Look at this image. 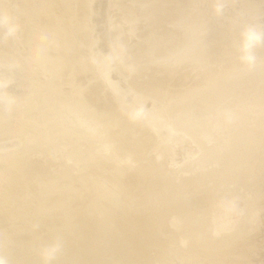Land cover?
<instances>
[{"label":"rangeland","instance_id":"1","mask_svg":"<svg viewBox=\"0 0 264 264\" xmlns=\"http://www.w3.org/2000/svg\"><path fill=\"white\" fill-rule=\"evenodd\" d=\"M0 1H1L0 5H2L0 7V114H1L0 117H2V118H0V122L4 123V124L0 123V126L8 124V122H9V124H12V126H16V123H18V121L21 118L23 119V117H27L28 120H30L31 118H32V120L34 119L33 120L34 122L30 121V123H33V124L37 123L36 127L34 125V129H33V125H31V124H30V126H32L31 128L28 127L29 125L26 126L27 128H25V126L23 125V127H19L16 130V132H12L11 134H0V157L1 158H5V157L13 156V155L14 156L18 155L17 157H20V155L22 154L21 151H23V153H24L22 155H25L27 157V154L29 152L31 154V156H28L27 160L29 159V161H30L32 159L31 160L32 162L30 161L31 163H33V164L35 163L34 165H36V164L39 165V161L37 162V160H40L44 164L45 161H43L42 158L45 157V154H46V157H47V153L49 152L50 153V156H49L50 158H46L45 157L46 159L44 158V160L51 161V163H49L47 161H46L47 163L45 162L44 165H47V166H45V169L42 166L43 164L41 165V163H40L41 168L37 166L40 169L39 173L36 172V174H34L31 177V181H30L31 183L30 184L33 187L32 186H30V188L26 187L27 191L25 189L26 192L24 191L25 192L24 194L28 193L29 195L28 194H26V195L23 194V196L21 198L24 199V200L19 199L21 205L19 203V200L17 201V203H19V204H17L15 201L13 202L14 204L11 201H8L7 204L4 203L5 201L4 202L2 201L4 203V205L2 204V202L0 200V204H1L0 213H2V214L6 213L5 214L6 217L5 216H1V214H0V216H1L0 218L3 217V219H0V222H1V220H3V221L11 220L12 218H11L10 215L16 214L15 212H17V211L20 214L28 212L30 210V208L31 209L34 208L38 203H40V201L42 202V205L44 204V206H47L48 203L50 201H52L51 199L53 197L55 198V200L53 198L54 202L59 201L60 198H61L60 196H62V194H63V197H65L64 194H66L68 189L70 190L73 187L79 189L78 185L72 186V184L73 185L74 184H78L79 181H76L75 179L76 178L79 179V180L81 178L84 179L85 177L83 178V175L86 176L87 173L88 174L89 173L90 174L94 173L95 175H97V176L93 175V178H94V176L95 177H99L100 176L102 178V177H106V175L107 176H112V174H113V176L116 175V174L120 175L117 172L121 171L122 174L120 176H122V175L124 176L125 175L124 178L126 177L125 179H127V180L131 177V175H133V176L136 175L137 176V174H138L137 177H139V178H136L135 180H132V181H129L132 178H130L128 180L129 182L135 183V186H132L128 182V184L131 187L129 185L128 186L130 188H132V189H130L131 192L128 191V193L130 192L131 194L130 193L129 194L132 196L131 197L129 195L130 199L128 201L130 202L131 205L133 204L132 207H134V208L136 207L137 211L143 213L142 216L145 215V214H148L146 216H148L150 218L149 222L152 221L153 226L155 225L154 228L152 226V230L153 231H154V229H156L155 227H157L155 232L158 231V234H160V230L162 232L161 235H158V237H159V241H160V251H161V253L163 255L160 256L161 258L159 257L160 261L155 262L154 258L156 257V254L151 252L152 255L153 254L155 255V256H153L154 257L153 258L154 262L152 261L153 264L154 263L155 264H219V262H221V261L222 262L226 261L225 262L226 264H227V262H228V264H264V165H263L264 159H263V157H261V155H257V154H263L264 153V149H263L264 148L263 147L264 146L263 145L264 144L263 143L264 142V128H263L264 127V125H263L264 124V122H263L264 121V112H263V114H262V112H259V114L260 113L262 114L261 115L262 117L261 116L259 117V115L255 113V111L258 109L257 108V104L260 101L262 103V100L257 99L256 101H259V102H256L255 99L251 98L250 96H249L250 97L249 99L246 97L247 99L246 100L244 99L245 101L243 100V102H245V104L249 105V101H251L250 99H253L254 101L252 100V102L255 103L254 105H256L255 106L256 108L253 105H251V103H250V105L253 106V107H251V106L247 107V105L244 104L245 106H242V108L243 109L245 107L246 108L244 110H242V111H240L241 109L237 108L238 106H236V103L234 101H231V102L235 103V105L234 104H231V105L229 104V106H228V103L226 102L227 104L226 103L225 104H226L227 107L226 106H224V107H226L227 112L229 114L230 113H234V114H230V117H229V115H227L228 113L225 114L226 116L223 114L226 111L221 113L220 110L223 107H221L220 110H219L218 107L215 108L213 106H211V108H207V107L201 108L200 106H198L199 104L197 103L198 102V100H197L198 96H200L199 98L204 99V97H205V99H206L208 97V94L210 95V93H209L210 88H208L209 86L207 87V90H205L204 89L205 88L204 84H206L207 82L209 84H211L215 80H217L218 83H220L219 80L220 81L223 80V81H221V83L226 81L228 74H230V72H229L230 69H228V67H230V66L233 67L234 66L233 69L241 67L238 70L246 69V71H249L250 67H252V66H254L256 64L260 65V66H262L264 64V0H182V1L181 0H150V1L149 0H67V1L66 0L65 1L64 0H57L58 3H60V1H61L60 5L63 4V2L66 5V2H68L69 5L68 4L67 5H68V8L70 7L69 9L72 8L73 4H74V6L77 4L76 7L73 6V8L75 10H78V11L73 10V8H72V11L75 12L76 14H78V12L82 13V15H81V16H83L82 17V21H83V23L85 25H87L88 29L86 31V35L84 34L85 37H81L80 38L81 42H83V40H84V42L86 41V43L81 44L82 48H81L80 44L77 45L76 49H75V47H76L75 46L74 47V52H78L77 54H80V55L83 54L82 57H87L86 53H85V49L88 47L86 51H88V54H89L88 57H87V58L90 59L89 65H91V63H93L92 66H94V70L96 68L95 71H93V68H91L92 70L90 69L91 71H90L89 74H88V72H89L88 71V72H85V73H81L79 75V74L71 73L72 71H69L70 70L69 68L63 67V71H65V72L69 71L67 74L71 73L70 76H72L73 78L77 77L76 78L77 80L76 79L74 80L72 77L68 76L69 80H67V79L66 80L69 81V82H67L65 79H63L64 77L62 78V80L64 82L61 81V79H60L62 76H66L67 77V74H65V72L63 74V71L61 72L62 68L58 67L57 64L54 63V62L58 63V60L56 61V59H58V58H57V55H56L57 52H56L55 49L53 51L52 49L51 50L47 49L46 46L44 47V45H41L42 47L41 46H37L36 47L37 49L33 48L34 50L33 49L30 50V48L27 47L28 46L27 44L22 45L24 43L22 40H24L26 42V40H25L26 36L25 35H27V32H28L27 31L28 18L33 13H36L35 11H37L38 8L41 7L40 5H43L42 3L45 4V3L49 2V0H46V1H44V0L43 1L42 0H39V1L38 0H36V1L33 0V4L34 5H33L32 8H34L35 10L34 9L31 10V6H32V1L31 0L24 1L25 5H23V0H0ZM41 1H42V3H41ZM180 1H181V3H180ZM25 2L29 3L28 5L31 4V6H29L30 9H28L29 7L27 8V6H26L27 4ZM39 2L41 4H39ZM120 2H121V4H120ZM70 4H72V6H70ZM77 6H78L79 9L77 8ZM80 6H81V9H80ZM23 7H24V9L27 8L26 10H23L24 11L23 12L24 15L22 14V12H20L23 9ZM181 7H182V9H181ZM125 8H127V9H125ZM2 9L5 10V11L2 12ZM5 12H6V14H5ZM28 12H30V13H28ZM178 12H180V13H178ZM75 13H73V14H75ZM25 14H27V15H25ZM28 14L30 16H28ZM190 14L192 15L193 18L190 16ZM180 15L182 16V18L179 17ZM131 16H133V17H131ZM132 18H134L133 19L134 21L131 20ZM24 19L26 20L25 22H24ZM178 19H180V20H178ZM181 19H182V22H181ZM193 20L195 21L194 22L195 27L192 26L193 25ZM175 21H177L179 23H177V22L175 23ZM190 21L192 23L191 26L194 27V29L197 28L196 25H199V24L200 25L206 24V25H204L205 26L204 28H206V26L208 25L206 32H205V29L202 28L203 25L202 26H200V25L198 26V27H200L199 29L202 32L198 28L197 29L199 31L197 29H195V30H193V28L191 29L190 28L191 26L189 27V25H187V24L190 23ZM186 25H187V28H185ZM22 26H24V28ZM152 28H153V30L155 29L154 31L157 30L156 32L161 33L160 35H163V37H164V35L167 36L168 33L170 35L172 34V36H173V34H175L174 36L176 37L179 32L181 33V31H183V29H184V31H189V34H188L189 36L186 35V33H188V32H185V34H180L179 33V35L188 37L187 40H189L188 41L189 43H187V41L183 42L186 39V37L183 38L184 40L183 39L180 40L182 38V36H180V39L178 40L180 43L182 41L183 44H186V45H183V47H182L183 52L182 51L181 52L183 54H179L180 51L177 54L176 52L178 50L177 51L173 50V52L175 51V53L178 56L181 55V56L178 57V56H176V54L171 52L172 54H174V56H176L175 58H177V59H175V60L172 58L173 57L172 54H169V53H168V55L165 54V53H167L166 49H168V48H167V44H166V48H165L163 43H167L166 39L169 38V36L167 38L164 37L165 40L162 37V39H163L162 42L163 43L161 42V44L164 46V49H165V50L163 49L164 51H162V50L159 51L158 50V49H160L158 47L162 46V45L159 46L160 45L159 40L161 39V36L158 35V33H156V35H158L160 37L156 36V40L159 43L158 44H154L152 42L153 45H152V43L149 44L148 43L149 39H150L149 36L150 37L153 36L152 39H151L152 41H153V39H155V36H154L155 34L152 33L153 30L151 31ZM201 28L204 29V32H203V30ZM208 28L211 29L210 32H208L209 31ZM25 29H26V31H25ZM186 29H188V30H186ZM191 30H193V31L191 32ZM24 31H25V35H24ZM195 31H197V33ZM193 32H195V33H193ZM148 33H150V35H148ZM192 34H194V36ZM191 35H192V38L195 37L193 39H196L198 37L202 41L200 39H198V40L196 39V40H194L195 41L194 44H197V45L191 46V45H193L192 44V40L189 39V38H191ZM219 35H221L222 38H220L221 36L219 37ZM123 36H125V37H123ZM172 36H170V38ZM178 37H176V39ZM80 39H79V41H80ZM172 39L169 42L172 43V46L173 45L175 46V44L178 41L176 40L177 42L175 44H173L174 42H172L173 41ZM214 39L215 40L217 39L218 41L216 40V42L220 43V44L219 43L217 44V45H220V47L218 46L219 48H221L222 45H224V44L225 45H224L223 48H225L229 43L235 44V45H231V46H234L235 52L231 53L234 50L231 51L229 49L230 47L229 48L227 47L228 50L231 51L230 52L231 55L229 53H226L227 55L228 54L229 55L225 56V54H223V52H222L223 48L220 49L222 53H220V50H219V53H220L219 55L220 56H218V54H217L218 51L216 53L217 55H214V53H215L214 51L216 49H218L217 46L214 47L216 43L215 44L212 43V41ZM231 39H234L235 43L233 41L230 42ZM146 40H148V42ZM207 41L210 42V43H207ZM118 42L119 43L121 42V44L119 45ZM203 42H205V44L206 43L207 44L206 45L202 44ZM171 43L169 45H171ZM190 43H191V45H190ZM84 44H86V45H84ZM199 44L202 45V47ZM210 44H212V50L214 49L213 50L214 53H212V51L208 48V47L211 46ZM116 45L118 46V48H117ZM151 45H152V47L150 48ZM154 45L155 46L158 45L157 46V50L158 51H155L156 55H152L154 53L152 52L151 49L153 48ZM189 45L191 47H193V49L191 47H188ZM119 46H120V48H119ZM144 46L147 47V49L151 50L150 53H148L147 51H144L146 49ZM172 46H171V48L173 49V48H175L177 46L179 47L180 44L177 43V46H175V47H172ZM185 46H187L186 48H189V50L186 49ZM196 46L201 47L200 49H202L201 51H203V52H200V50H198L199 48L196 47ZM203 46H205V48H203ZM228 46H230V45H228ZM40 47L43 48L44 50L41 49ZM195 47L198 48V49H196ZM206 47L208 48L210 53H209V51L207 52L205 50V49H207ZM26 48L28 50H26ZM38 48H40L41 50H39ZM180 48H179V50H180ZM184 48L186 50H188L187 52H189V54L185 53L186 50ZM190 48H191V50H194V49H196V51L198 50L199 54L203 53V57L206 56V58H204V60H203V58H201L202 57L201 54L200 55L198 53L196 54L195 53L196 51L193 52L194 53L193 54L192 52H190ZM77 49H79L80 51L79 50L77 51ZM169 49H170V47H169ZM172 49H170V51H172ZM32 50L34 52L39 50L41 52L44 51L46 53L44 54V52L41 53V52L37 51V53L35 52L36 55L34 54L35 55L34 56L33 55L34 52ZM204 50L208 54L204 53L205 52ZM121 51H122V53H121ZM227 51H224V52H227ZM23 52H28V54L25 53V55H28V56H25ZM47 52L48 53L52 52V53H49V55L52 56V58H50L49 55H48L49 59H51V60L47 59L48 57L45 56V55H47ZM53 52L55 53V55H54ZM145 52L149 55V58H151L152 56H155V57H152L155 62H153L152 60L150 61V59L147 58L148 56H147V54ZM156 52H160L161 54L165 52L164 54L167 56V58H166L165 55H164V57L166 59V62L163 61V59L160 60L159 57L161 56V54L158 57L157 55H159V53H156ZM168 52H169V50H168ZM29 53H31L32 55H30ZM211 53L214 56L213 58H212V56H210ZM51 54H53V55H51ZM137 54H139V55H137ZM204 54H205V56H204ZM221 54H222V56H221ZM37 55H39V56H37ZM90 55H91V57H90ZM123 55H124V57H123ZM194 55H195L196 58H197L198 55L201 56V57H198L197 59H195V57L192 58V56H194ZM32 56H34V58ZM44 56L47 57V58H44ZM145 56H147L146 58L150 61L151 64L148 63L149 61L145 59ZM35 57H36L37 61L39 62V64H37L38 62H36ZM207 57H208V59H210L209 61H208ZM117 58H118V60H117ZM138 58H139V60H138ZM190 58L192 60H189ZM31 59L32 60L35 59L34 61L36 63L34 61H32ZM140 59H142L143 61L142 60L140 61ZM169 59H171V61H172V63H170V64H168V60ZM186 59H188V60H186ZM193 59H195V60H193ZM198 59H199L200 62L198 61ZM205 59H207V60H205ZM211 59H214V60H211ZM156 60L158 62L162 61L163 63L164 62L165 63L163 65L162 62H160L161 63L160 64V63H157ZM196 60L198 61L197 64L194 62ZM49 61H50V63H49ZM188 61H189V63L190 62H194L196 64V66L199 64L198 66L200 68H198V66L196 68L194 63H190V65H192L193 68H196V69H193L195 72L194 71L191 72L192 68L187 64ZM201 61H204V62L201 63ZM33 62H34V64L36 66L33 64ZM46 62H48V64H49L48 67H47L48 64ZM95 62L97 64H99L100 66L97 65ZM177 62H178V64L179 63L182 64V63L186 62V64H183V66L185 65L184 68L188 69L190 67V69H189L190 71L187 70V72L188 71L189 72H188V74L186 73L188 75V77L184 74L185 73L184 71L186 69L184 71L181 70V69H184V68H182L183 66H181V64H179V66H178L179 68L181 67V69H180L181 71H179V70L178 71L181 72V73L184 72L183 75H181V73L179 74L178 72H173L174 68L177 67V65H178V64L175 65ZM31 63H32V65H31ZM52 63L54 64V68L52 67L53 66ZM122 63H123V65H122ZM124 63H126V65ZM146 63H148L149 65L148 64L146 65ZM173 63H174L175 66L173 65ZM51 64H52V66H50ZM95 64H96V66H95ZM229 64H231V65H229ZM41 65H45V66H41ZM170 65H172L174 68L172 66L170 67ZM186 65H188L189 67L186 66ZM226 65H229V66H226ZM31 66H33V67H31ZM97 66L101 67L102 69L100 68L101 70H99V67H97ZM104 66L108 67V76H107V78L112 81V83L114 84V89L116 90L117 93L116 92L114 93L112 88L109 87L106 84V80L104 78H102L104 76L103 75L104 73H101V72L104 71L103 70ZM164 66L167 67L170 70L173 69V71H170V72L166 71ZM202 66H204V67L206 66L207 68H203ZM44 67L48 68V70L45 69ZM121 67H124V68H121ZM201 67L203 68L204 71L206 70L205 73L208 72L207 76L210 75V79L214 77L212 79L214 81H212V80L210 81L208 77H207L208 81H206V82L203 81L204 79L206 80V77L203 75L204 71L202 70ZM208 67H210V68L211 67L212 68L213 67H215V68L226 67L227 71H225V68H224L223 72H222V70H220L219 73H218L217 71L220 68L218 70H216L214 68L213 69L211 68V71L212 70H214V71L216 70L215 72H213V71L211 72V71H208V70H210V68L208 69ZM243 67H245V68H243ZM262 67L264 68V66H262ZM52 68H53V70H55V68H56V70H58L56 73H58L59 70H60L59 74H63V75H60V76L58 75V77H60V78H58L56 76L57 77L56 78L57 81H54L55 80L54 79V75H52V74L55 73L56 70L53 72L51 70ZM160 68L162 70H160ZM67 69H69V70H67ZM163 69L165 70V72H167L166 73L167 75L166 74L162 75V73H165V72H163ZM198 69H199V71H198ZM135 70H137V71H135ZM200 70L203 71L201 77L202 78L205 77L202 81H200V82H204L203 83V85H204L203 87L204 88L201 86L202 83H199V80H201L200 79L201 77L199 75L200 73H198V75L196 74V72H201ZM235 70H237V69H235ZM231 71L233 72V70H231ZM242 71H244V70H242ZM91 72H92V74H91ZM190 72L194 76L190 75L191 74ZM220 72H222L224 74H222ZM159 73H161V75ZM169 73H172V74H170L172 76L171 78H170ZM173 73H174V75H173ZM175 73H176V78L177 79H175V78L173 79V76L175 77ZM209 73H215V74L218 73V74L214 75V76H211V74H209ZM85 74H87V75H85ZM78 75L79 76L84 75V76H81L80 79L82 77L86 78V76H87V78L84 79V80H81V82H80L79 81L80 79L78 80V77H79ZM184 75L187 78H185ZM90 76H91L92 79L89 78ZM162 76H163L164 79H165L166 76H169V78H166L165 79L166 81H165L163 79H160ZM179 76H180L179 79H181V81L178 79ZM197 76H199V77H197ZM153 77L155 78V81H154ZM193 77H196L197 79L198 78L199 79L195 80V78H194V80H192ZM219 77H220V79H217ZM142 78H144V79H142ZM183 78H184L185 81L183 80ZM70 79H71V81H70ZM72 79H73V81H72ZM88 79L93 81L94 84H97L95 86L97 88H100V92H99V89H96V90L94 89L93 91H97V92H94V94L96 96H93L92 94H90V98L97 101V104H96V101L90 99V101H91L90 104L91 105H95L96 104L97 106L96 105L95 106H90V104H88V106H90V108H88V106H87V108H84L83 105H80V103H81L80 101L79 102L76 101V100H78V97H77V92L78 91L75 92V90H77V89L73 88L74 89L73 90L72 86L75 87V88L77 87L79 89V91H80L81 87H79L78 85H80V86L83 85L84 87L86 86V89H89L93 85V83L90 80H88ZM151 79H152L153 83H152ZM158 79H160V80H158ZM224 79H225V81H224ZM191 80L193 82H191ZM58 81H60L62 83H60ZM194 81L195 82L197 81L198 83L196 82V85H195ZM262 81H264V80H261L260 83L264 84V82H262ZM72 82H74V83L71 84ZM77 82H78V84H77ZM154 82H157L158 84L154 83ZM79 83H83V84H79ZM214 83H212V84H214ZM218 83H217V86L220 85V84L218 85ZM59 84H61V85H59ZM75 84L77 86H74ZM198 84H201L199 86L200 88L197 87ZM212 84L210 85L211 90H213L214 89L213 87L216 86V84L214 86ZM55 85L56 86L59 85V87L62 88V89L64 88V90H62V89L58 90L59 87L57 86L58 87L57 88ZM193 85H195L194 86L195 89L193 88ZM260 85L261 84H259V87H260ZM65 86L66 87L68 86V87L66 88ZM206 86H207V84H206ZM53 87L57 88V89L56 88L55 89H56V91L58 90L57 91L58 93L55 92V89ZM84 87H82L81 89L82 90L85 89ZM164 87H166V88H164ZM191 87L195 91H193ZM259 87H257V88H259ZM263 87H264V85H263ZM92 88H95L94 85H93ZM200 89H202L203 92H200V91L198 92L197 91V90H200ZM254 89H256L255 86H254V88L252 90H254ZM70 90H71V92L74 91V93L73 92L71 93ZM184 90L185 91L187 90V92H189V93L191 91H193L195 93V96H197V97H195L196 101H192L190 99L188 100L189 93L185 92ZM227 90L229 91V89H227ZM67 91L70 92V94H72L73 99L71 98L69 93H68L69 99L66 98L65 95H63L64 93H67ZM204 91H205V93H204ZM206 91L208 92V94H206ZM224 91H226V89ZM251 91H248V94H250ZM155 92L157 93V95L155 94ZM59 93H60V96L57 95ZM192 93H191V95H192ZM183 94H185V95H183ZM205 94L207 95V97H206ZM101 95L103 96V98H102ZM180 95L183 96V97L187 96V98L186 97H184V98L182 97V99H181ZM154 96H155V99H154ZM201 96H204V97H201ZM106 99L108 100V102L106 101ZM191 99H192V97H191ZM62 100H64V101H62ZM193 100H195V99L193 98ZM69 101H71V102H69ZM187 101L189 103L191 101L194 102V104H196L195 107H197V108L199 107L200 108V109L196 108V112L193 111L195 113H199L198 112L199 110H200V112H202V109H204V108H205V111H203V113H206V111H208V109H212L213 110V108L216 109L217 111H219V113H216L215 110H213L214 113H211V110H209L210 111L209 113H211L212 115L210 114V115H208V117H210L211 120L209 118H206L207 117L206 115L209 114V113H206L205 117H203L202 116L203 113H201L202 114L201 115L202 120L200 119L201 122L199 120V124L196 125L195 131H193L192 130L193 128L190 127V123L192 124V121H191V117L192 116L190 117V113H191V115L192 114L194 115V113L187 112V110H188V108L191 109L192 106L193 107H192L191 110H193V108H195V107H194V105H192L190 107V104ZM200 101H201V99L199 100V103H201ZM98 102H100V103H98ZM30 103L31 104L34 103L32 105H33V107L35 106L34 108L32 107V109H33L32 111L27 110L28 107H30ZM109 103H111V104H109ZM191 104H193V103H191ZM76 105H77V108H76ZM78 105L82 106V108H80ZM232 105H234V106L231 107ZM259 105H260V103H259ZM259 105H258V107L260 108ZM26 106H28L27 109H26ZM100 107H101V112H99V116H98V110H100ZM103 108H104V110H102ZM206 108H207V110H206ZM263 108H264V104H262L260 109L264 110ZM24 109H26V110H24ZM77 109H78V111H77ZM93 109L97 110V111L94 112ZM117 109H119V110H117ZM122 109H124V110H122ZM260 109H258L256 112L258 113V111H261ZM23 110L25 112L26 111L27 112L25 113V112H23ZM111 110L113 111L112 114H111V112H112ZM79 111H82L83 113H80ZM128 111H130V112H128ZM106 112H108L111 115H109ZM126 112H127V115H125ZM182 112H183L184 116L182 115ZM22 113H23V115L21 116ZM102 113H103V115H102ZM128 113H130V114L133 113L132 115L136 118V120H138L137 124H136L137 127H140V126H138L139 124L140 125L143 124L142 126L143 127L145 126L144 128H146L145 129L146 132L143 131L144 130L143 129L142 132L144 134H141L142 132H140L139 133V138L138 137L137 138L141 139V135H144V136L148 135V137L151 135V137H152V138L149 137L150 140L152 139V141H150V140L148 141V142H150V146H149V143H148V146H146L147 149L145 148V150L142 153H141L142 149L138 150V152H137V149L136 150L133 149V148H137L136 141L138 139L136 137H135V140H134L135 143H129V142H132V140H133V139H131L132 135L133 136H135V135L137 136V134H136V133H138V131H136L137 129L133 130L134 134H132L130 132L131 136H129V132L127 134L124 131V130L127 131V125L125 123V122H127V118H124V116L127 117ZM186 113H188L187 114L188 117H186L187 116ZM120 114H121L120 119H116V118H119L118 115H120ZM213 114L215 115L214 118L212 117ZM245 114H247V115L250 114L251 116L249 115L247 117ZM253 114H254V116L255 115L256 116L255 117L252 116ZM122 115H124V116H122ZM196 115H199V114H196ZM103 116L104 117L106 116V117L104 118ZM111 116H112V118H111ZM154 116H155V118H154ZM177 116H179V117H177ZM19 117H20V119H19ZM99 117H100V120H99ZM113 117L116 120H114ZM122 117L124 119H126V121L123 120ZM189 117H190V120L188 119ZM193 117H192V120H193ZM235 117L238 118V119H236ZM198 118H200V117H196L194 120L198 121L197 120ZM24 119H26V118H24ZM40 119H41V121H40ZM111 119H112L113 124L110 121ZM93 120L95 121V125H98V126H95L94 124H92V123H94ZM96 120H99V121H96ZM101 120H102V122H101ZM119 120H121V121H119ZM212 120H214V121H212ZM227 120L228 121L230 120L231 122L230 121L228 122ZM207 121H209V122H207ZM223 121L225 123H223ZM248 121H249V124H247ZM20 122H21V120L19 121V123ZM81 122H82V124H81ZM96 122H98V123L96 124ZM138 122H139V124H138ZM186 122H188V123H186ZM240 122H242L243 124L240 123ZM245 122H247V123H245ZM122 123L124 124V126L126 125V128L124 126H121ZM150 123L153 124V126L155 127L156 130H154L153 126L150 125ZM210 123H212V124H210ZM244 123H245V125H244ZM261 123H263V124H261ZM91 124H92V127H93V125L95 126L94 128L99 127V128L94 129L93 133L90 132V128L93 129L91 127ZM87 125H88V127H87ZM117 125H118V127H117ZM136 125H134L135 128H136ZM119 126H121L123 128V131L121 130V127H119ZM226 126H228V127H226ZM251 128H253V129H251ZM97 129H99V130H97ZM140 129H141V127H140ZM240 129H242V130H240ZM238 130L243 132L244 134L248 133V135L245 134V136H246L245 139L247 138V140H245V142L246 143L248 142V145H250V146L252 145V147L255 146L256 151H257V152L255 151V154L259 158L257 159V157L255 156V159H254V157L252 159L249 158L251 160V161L249 160L250 162L248 161V159L239 162L240 163V165H239L240 168L242 167L241 165L246 164L245 166H247V167H245L243 165L244 166V170H243V167L241 169H239V167L237 166L238 162H236V164L234 162L231 164V165H233V164L236 165V167L235 166L234 167L231 166V167L234 168L233 169L234 171L229 170V171H231V174H233V172H234L235 175H236V171H238L237 174H242L241 172H244L243 173L244 177L240 176V175L239 176H237V175L235 176L234 175V177L231 178L229 176L230 174L228 175V173H230L229 171L227 173L226 172L227 170L225 169V172L227 174H225V172L223 171L224 168H227V167L223 166V164H222V166L221 165L218 166L219 170H214L213 173H212V171H210L212 173L211 175H210V173L205 175L204 173H207V172L206 171L203 172L204 170L208 171L209 168H211L213 170L212 164L209 163V161L212 160L213 158H211L208 162H205L203 164V162H204L203 160L206 157L207 153H210L208 148L211 149L210 151L215 152V150L217 149V148H215V146L216 147L221 146V143H223V142L226 144V141H228L229 137L231 138V137H233V135H237V134L239 135V133H237ZM255 130H258V131H255ZM119 131L125 133L123 135L127 134L128 135L127 139L128 138L129 139L126 140V138H124L125 136L121 135L122 133L118 134ZM193 132H194V134H193ZM254 132L255 133L257 132V133L253 135ZM258 133H259V136H258ZM249 134H250V136H249ZM119 135H121V136H119ZM240 135H241V133H240ZM122 136H123V138H121ZM144 136H142V137H144ZM197 136H198V139H197ZM227 136H228V138H227ZM217 137H219V138H217ZM132 138H134V137H132ZM122 139H124L125 141L124 140L122 141ZM203 140H204V142H203ZM222 140H224V141H222ZM126 141H129V142H126ZM258 141H259V144H257ZM103 142H105V143H103ZM250 142H255L256 145L254 143L251 144ZM100 143L102 145H100ZM246 143H245V145H247ZM131 144H134V145H131ZM225 144H224V146H225ZM211 146H212V148H211ZM256 146H258V147H256ZM148 148H150V149H148ZM131 149L134 150V151H132ZM25 150L27 152H25ZM68 155H69V157H68ZM200 155H203V156H200ZM210 155L213 156L212 153H210ZM25 156H22V157H25ZM196 159H198V161ZM219 159H220V157H219ZM261 159H263V161ZM199 160H200V162H199ZM252 160L255 163L258 162L257 165L254 164V166H255L254 168H251V166H250L251 163L253 162ZM34 161H36L37 163L34 162ZM143 161L145 162V164H144ZM188 161H190V162H188ZM259 161L262 164H260ZM194 162L196 163L197 166L198 165L199 166H203V167L205 166V168L202 167V169L201 170L199 169V171H198L197 169L199 168V166L197 168V166L195 165ZM248 162H249V165H248ZM33 164H31V165H33ZM192 164H194L196 167L193 166ZM49 165H51V166H49ZM152 165H154V167L155 166L156 167L154 168V167H152ZM261 165H262V167H261ZM187 166H188L187 171H185ZM220 166H221V168H220ZM259 166L261 168H263V169L262 170L261 169L258 170ZM46 167H48V170H46ZM116 167H117V169H116ZM148 167L149 168H153V169H156L157 167L158 168L160 167L161 169L160 168L156 169L157 171L161 170L160 172L159 171L157 172L156 170H152V172L154 171L153 174L154 173L155 174L158 173V175H160L161 177H159L158 175H157L158 177H156L155 174L153 176V174L150 171L151 169L149 170ZM222 167H224V168H222ZM231 167H230V169H231ZM252 167H253V165H252ZM33 168H34V170L38 169V168L35 169L36 166L33 167ZM192 168H195V169H192ZM236 168H238V170ZM245 168L246 169L248 168V170H249V172L247 170L246 173H250V174L252 173V174L251 175H248V174L246 175V173H245L246 169ZM183 169H184L185 172L183 171ZM220 169H222L221 173L223 172L225 175L223 174V176H221L222 174L220 173ZM41 170L42 171L44 170V172L40 173ZM62 170H66V171L62 172ZM179 170H181V171H179ZM188 170L190 172H188ZM250 170H252V171H250ZM45 171H46V173H45ZM114 171H117V172H114ZM136 171H139V173L136 172ZM164 171H168V173L170 172V174H171L170 178L172 176L173 181L170 180L169 175L168 176L166 175L167 173H165L164 175H166V176L164 178H162L164 176L163 175ZM171 171L173 173H171ZM215 171H219L218 175H217V177L219 178V182L217 181L218 184H216L217 183L216 179L218 180V178L215 179V177H216ZM239 171H240V173H239ZM65 172H67V173H65ZM147 172H149V174H151L153 176L151 179H153L155 177L157 179L159 178V181H157V183L161 181L160 179H163L165 181H161L159 183V185H157L156 180L153 179V181H152L148 177V176H151V175H149ZM161 172H162V174H159ZM176 172H178L179 174L176 173ZM191 172H192V174H191ZM187 173H188V175H187ZM40 174H42V175H40ZM66 174H68V175H66ZM190 174L193 175L192 176L193 178L191 177ZM201 174H202V177L204 175H205V177L208 176V175H210V176H212L213 174L215 175V176L213 175L214 176L213 178H214L216 183H212L213 182V180H212V182H211L212 184L210 186L211 189H209L210 187H208L210 184L208 186H206V187H204V185L202 184L204 182V180H205L204 177H203L204 180L201 178V180H203L202 183H197L196 182L198 178L200 179ZM38 175H40V176H38ZM118 175H116V176L118 177ZM129 175H130V177L127 178V176H129ZM226 175H228L229 177L228 176L226 177ZM69 176L71 178H69ZM116 176H114L113 178H116ZM196 177H198V178H196ZM238 177L240 178V185L238 184L239 183L238 182L239 181ZM245 177L247 178L246 180H245ZM124 178L122 180H125ZM148 178H149V180H147ZM194 178H196V180L192 182V180H194ZM229 178H230L231 181L234 180V182H233L234 185L238 184V187L241 186V184H243L244 187H245V184H247L246 186H248V187H250L251 185H254L253 183L251 184L250 180L253 181L254 178H255V180L257 181L256 182L254 180L256 182V185L254 187L251 186L250 189L253 190V188H254V190H257V189H259V190H258V192L255 191V193L258 194V195H256L257 198H256L255 204H254V202H252V204H254L253 206L250 205L251 204L250 200H249V202H246V201H247L248 198H250V196H251L252 199L255 198V193H254V191L252 193V191L250 190L249 192H250V194L251 193L252 194L251 195L247 194L248 190L246 192L244 190L245 188H243L244 192H242L243 191L242 190V191H240L239 194L236 193L237 195H235L233 193L234 195L230 199H225L224 198V197H227V195H228L227 193H229V190H233L231 192H234V190L236 188H238L237 186L235 187L234 185H230V187H229V184H233V183H230V180H229V183H228V181H224V180H228ZM242 178H243V183H241L242 182L241 181ZM82 179L80 181H82ZM167 179H169V180L166 181ZM221 179H222V182H220ZM206 180H205V182H206ZM151 181H152V183H151ZM154 181H155V184H156V187H155V184H154L155 188L151 186V185H153ZM182 181H183V184H186L188 182H190V183L188 185H183L182 184L183 185L182 186L181 185ZM185 181H186V183H184ZM246 181H248L249 183L248 182L246 183ZM76 182H78V183H76ZM146 182L147 183L150 182L151 184L147 185ZM168 182H170V183H168ZM194 182H196V183H194ZM145 183H146V186L144 185ZM219 183H220V185H219ZM177 184L179 186H176ZM190 184H192L191 187L193 188V191L195 193H196L197 190H198V192H200L202 190L200 187H202V186L205 189H207V187H208L207 191L205 189L202 191L203 193L204 192H209L208 195H210L211 192H213L212 193V195H213L214 194V190H215V193H216V194H214L215 198H216V195H218L217 200H219V203H218L219 205L217 206V208L225 214V220L229 223L230 227H233V228H230L227 231H222L221 230V231L218 232L219 235H216L217 233L216 234H214V233L212 234V232H210L209 229H208V233L210 232L211 237L213 239H215L216 241H219L220 239L225 238V236H227V235H228L227 237H229V235H231L232 233H234L232 235H235V234L239 233V234H237L238 238L234 237L231 240L225 239L228 242L227 244H229L228 248L226 247L228 245L224 244V242L220 243L221 245L224 244L223 246L226 245L225 248H226V250L228 252H231V251L237 252L236 254H230L229 253V254L226 255V257L224 255V257L222 256V257L218 258V257H206L204 254H201L199 252L197 254V256H195V259L193 260L194 262L193 261L190 262L189 258H187L188 252H190V250L197 249V244L200 241H197L198 243H196V241L193 242V240L191 238L188 239L189 241L187 239H185V240L183 239L184 241L182 239H180V238H182V234L185 233V231H184L185 229L179 228V226L183 227L184 225L179 223V222L182 221V220H179V222H178L179 223L178 224V230H176V229L170 227L169 224H167L168 223L167 220H169L173 216V214L174 215L177 214V212L174 213L176 211L174 209L175 206H173V208L171 207V205H170V207H166V204L169 202L170 196L173 195L175 192L177 194L178 191H179L178 194H180L181 187H182V189L185 186H186V188H189V191H187L188 189L186 190V188H185V190L183 189V194L182 193L180 194L181 196H184L185 192H189V193H187V195L188 194L191 195L192 193H190V192L192 191V188L190 190V186H189ZM198 184L199 185L202 184V186L201 185L199 186ZM248 184H251V185L249 186ZM180 185H181V187H180ZM195 185H197L199 188L197 186H195ZM172 186H173V188H174L173 190L175 192H172L173 191L171 189ZM193 186L196 187V189H195L196 191L194 190L195 187H193ZM223 186H226V187L224 188ZM231 186H233V188H231ZM129 187H128V190H129ZM148 187H150V188H152L154 190H152V189H150ZM169 187H171V188H169ZM179 187H180V189H179ZM227 187H229V188H227ZM212 188H214V189H212ZM45 189H46V191H45ZM239 189H238V191H239ZM69 190H68V192H69ZM169 190H172V191H169ZM217 190L219 192H216ZM53 191H54V193H52ZM167 191H169V192H167ZM202 192H200V193H202ZM41 193L44 196L41 195ZM158 193L161 196H159ZM162 193H163V197L164 196H168L170 194V196L167 197V199H169L168 201L165 200L166 199L165 197H164L165 199L162 198L163 200H161V198L159 200L157 199L158 197H162ZM195 193L193 194V196L191 195V197H194V196L197 197L196 195L198 193H196V194ZM200 193L198 194V197H200L199 196V195H201ZM217 193H219V194H217ZM149 194H150V196H148ZM153 195H154V197H152ZM204 195H205V193H204ZM45 196H46V198L50 197L51 199L50 198L49 199L44 198L45 202L42 201L43 200L42 198L45 197ZM156 196H158V197H156ZM220 196L223 198V199H221L222 201H220V198H219ZM259 197H260V199H259ZM33 198L34 199L36 198V203H35V205L32 206L33 202H35V200ZM56 198H58V199L56 200ZM244 199H245V201H244ZM32 200H34V201H32ZM155 200H156L157 204L155 203ZM164 200H165L166 204H164L165 203V202H163ZM37 201H38V203H37ZM9 202L12 203V204H9ZM248 203L251 206V207H249V210L253 209V212H254V208L253 207H257V209H258V215H257L258 217L257 218L258 219H257L256 223L257 222L258 223L255 224V222H254V224H252L253 223L252 222V223H250L252 225L249 224L250 226L247 227L248 225H246V223L248 222V220L246 221V219H245L246 223H244V224L246 225V228L250 229L251 226H255V225H256V227L254 229L252 227L251 228L252 230H250L249 232H248V230L246 232L245 229H244V231L247 234L246 233L245 234H243V233L241 234L240 232H238L239 231L238 229H240V228H238V225H239V227H241V230L243 231L242 228H244V225H243L242 222H244V216L242 217V219H241V216H242L243 210L246 209V211H244V213L245 212L247 213V210H248L247 209L248 206H247V208H244L243 204H248ZM85 204L83 203V205H85ZM144 204H145L146 208H145ZM2 206H6V207H2ZM13 207H14V209L12 210ZM15 207H16L17 211L14 212ZM19 207H21V208H19ZM9 208H11V209L9 210ZM7 210L9 212H7ZM166 210L167 211L171 210V211L165 213ZM244 213H243V215H244ZM177 215H175V216H177ZM78 216H79V218L76 217V216H74V217H76L77 218V222L79 220L80 223H81V226L84 227L83 222H82V221H84L83 218H81L80 215H78ZM74 217H72V220H74V223H75L76 218H74ZM58 219L56 220V223L60 222ZM158 219L160 221H158ZM53 220H55L54 219V215L48 217V219L44 218L42 220L44 222L47 221V223H43L42 222V224L41 223L40 224H36L35 225L36 227H34V228H33V226H31V228H33V229L30 228L31 236L29 235L30 232L28 231L29 232V234H28L29 235L28 236L29 239L31 237V244L29 246H27V248L25 247L22 251H21V249L20 250L18 249L19 251H17V249H16V252H15V249H13L12 250L13 252L12 251L11 252H12V255L13 254L15 255V257H14V255L13 256L11 255L12 258H14V259L12 260V258H11L12 263L10 262L9 264H13L17 260V259L15 260V258H17V257H18V262L17 261L16 262L19 263V264H21V263L22 264H30V262L32 263V260L34 262L36 258H38L40 260V262L37 263V264H47V263L50 264L49 262H50V259H52V257L48 255L49 253H47V255H44L47 252L46 251L47 247H45V246L46 245L49 246L48 242H50V241L48 239H51V243L54 244V246H56L55 244H58L60 242V239H58L57 236L61 237L62 239H63V237L61 236L62 234H60V232H59L60 236L57 235L58 233H53V232H57L58 229H59L58 231H61V228H62V231H64L66 229V227H67L65 225H60V223L63 222V220H61V218H60L61 222L58 223V225H60L61 227H59L57 224H53V223H55V221H53ZM52 221H53V223H52ZM238 221H240L241 223L238 222ZM165 222H166V224H165ZM43 224H46V226L45 225L43 226ZM240 224H242V226H240ZM39 225H42L43 227H40ZM37 226H39L40 230H39V228ZM74 226H75V224H74ZM74 226H72V227H74ZM81 226L79 227V228H81V230L80 229H76V226L74 228L69 226L70 230H73V229L74 230L73 231L67 230L69 232H72L71 234L70 233L69 234L66 233V236L70 235V237H67V239L64 238L65 240L68 241V245H70L73 242L72 240L75 239V238H72V240L70 239L72 241L71 242V241H69L68 238H71L72 236L77 235V234L73 235V232L76 233V230L79 231L78 233L82 232L83 233L82 235L85 236L84 237L85 239H86L87 234H89L88 235L89 238L90 237L91 238L92 237L95 238L93 236L95 234L90 236V234H91L90 232H92L94 228L92 229L91 226H89V225L86 226L85 225V227L87 228L86 229L84 227L85 231L88 230V227H90V229H92V231L89 232V230H88V233H86L87 231L84 232L83 231L84 229H82ZM167 226H169V227H167ZM44 227H47V228H44ZM159 227H161V228H159ZM34 229H35L36 232L39 230L37 233L35 232V234H39L38 236H35V234H33L34 237L32 236V233L34 232L32 230H34ZM67 229H68V227H67ZM173 229L176 230L177 232L174 231ZM236 229H237V231H236ZM231 230H233V231H231ZM62 231H61V233H62ZM183 231H184V233H182ZM93 232L95 233V231H93ZM179 232H181V233H179ZM47 233L48 234L50 233L49 236H48ZM52 233L58 239V240L56 239L57 240L56 242L54 241L55 240V238H54L55 236ZM84 233H85V235H84ZM201 233H199V235H202L204 240H201L202 236H200L201 237L200 240H201V242H203V243L205 242L206 243L209 240L207 238V236L209 234L207 233V236H206L205 235L206 232H201ZM203 233H205V234H203ZM45 234H47V241H46V239H44L46 243L43 246L42 245L43 243L41 244V242L43 241V240L41 241V239H43V238H41V237H45L46 236ZM63 234L65 235V233H63ZM240 234H241V236H240ZM43 235H45V236H43ZM50 235L52 237H50ZM82 235H80V237ZM176 235H178V237L180 235L181 237H179V239H178V237H176ZM77 236H76V238L80 239ZM35 237L37 239H35ZM89 238H87L85 241L81 238L79 241H83L84 242L83 244H85V242L87 244H89L87 242V241H89L91 239V238L90 239ZM96 238L99 239L100 237H96ZM205 238H206L207 241L205 240ZM62 239H61V242H60L61 245H63ZM98 239H96V240L91 239V242L93 243V247H91V249L94 248V250H95V247L97 248V246L99 245V246H102V248L101 247L100 248L103 250V248L105 247L106 244H103L104 241L101 240L102 238H100L99 240ZM97 240H98V242L100 244L98 243V245L96 246L97 242H96V244L94 242L97 241ZM100 240L103 243L100 242ZM67 241H65L64 243H66ZM76 241L77 240H75L74 242H76ZM69 242H71V243L69 244ZM209 242H210V240H209ZM34 243H35V246L33 245ZM76 243L74 244V248L71 245L69 247L72 248V249H75V245H79V243H77V244ZM52 244H50V246ZM60 244H58L60 247L59 246L58 247L56 246V247L58 249L61 248V249L64 250V248L66 247L65 244L63 245L64 247L61 246ZM101 244H103V245H101ZM0 245L4 246L3 248H6V246L4 244L0 243ZM66 245H67V243H66ZM72 245H73V243H72ZM80 245H79V248L82 246V245L81 246ZM1 246H0V248L2 249ZM36 246L39 247L40 249L36 248ZM90 246H91V244H90ZM90 246H88V249H89ZM99 246H98V249H97L98 251L100 249ZM81 248L83 249L84 247H81ZM37 249H39V250H37ZM28 250H29V252H27ZM56 250L57 249H55V251ZM77 250H80V249H76L75 253L79 252V251L77 252ZM102 250H101V252H102ZM226 250L224 249V251H226ZM35 251L37 253H35ZM39 251H40V253H39ZM44 251H45V253H44ZM58 251H61V253H62V250L59 249ZM69 251H70V249H69ZM72 251H74V250H72ZM67 252H68V248H67ZM83 252H84V249H83ZM90 252H92V251H90ZM93 252H95V251H93ZM15 253H17V254H15ZM56 253L60 254L59 252H56ZM75 253H74V255H75ZM80 253L81 252H79L78 255H75V256H79V259L77 257L78 260L87 259V257H85V258L83 257V256H86V251H85V255H83V254L80 255ZM35 254H36V256H35ZM58 254H56L57 257H55V254H54V258H53V260H51V264H54V262H55V264L56 263L57 264H60V263L62 264V262H63V264H64V262L66 264H68V263L73 264L71 261L73 260L74 255H73V258H70V257L68 258V256H67L68 254H66V250H64V253H63V254H66V255H64V256L62 255L63 258L60 256L61 254L60 255H58ZM37 255H40L41 259ZM69 255H70V253H69ZM71 255H72V253H71ZM202 255H204V256H202ZM22 256H23V259H22ZM42 256L43 257L46 256V258H43ZM80 257L82 259H80ZM67 258L70 261L66 262ZM210 258H212V259H210ZM27 259H29L30 262H28L29 260H27ZM199 259H200V261H199ZM47 260L49 262H47ZM63 260H66V261H63ZM83 260H82V262H83ZM117 260H119V259H117ZM117 260L115 259L116 262H117ZM205 260L207 262H205ZM21 261H23V262H21ZM122 261H128V259L127 260L123 259ZM84 263H85V261H84ZM120 263H122V262H120ZM132 263H133V261H132Z\"/></svg>","mask_w":264,"mask_h":264},{"label":"bare ground","instance_id":"2","mask_svg":"<svg viewBox=\"0 0 264 264\" xmlns=\"http://www.w3.org/2000/svg\"><path fill=\"white\" fill-rule=\"evenodd\" d=\"M24 1H28V0H23V5H25L24 4ZM32 1V6H31V4L30 5H28L29 3H26L27 5V8L29 7V6H31V10L32 9H34V8H32L33 7V0H31ZM30 1V2H31ZM36 1V0H35ZM39 1V0H38ZM43 1V0H42ZM42 1H41V3H42ZM44 1H46V0H44ZM65 1V0H64ZM67 1V0H66ZM150 1V0H149ZM182 1V0H181ZM181 1H180V3H181ZM1 2V1H0ZM73 2V1H72ZM4 3V2H3ZM40 2H39V4H41ZM60 3H61V1H60ZM60 3H58V1L56 0H49V2H47V3H42L43 5H40L41 7L40 8H38V10L37 11H35L36 13H33L31 16L28 14V16H30L29 18H28V25H27V35H25V31H26V29H25V31H24V35L26 36V42L24 41V40H22L24 43L22 44V45H24V44H27L28 46L27 47H29L30 48V50L31 49H33V48H35V49H37L36 47L37 46H41V45H44V47L46 46V48L47 49H52L53 51H54V49L56 50V55H57V58L58 59H56V61L58 60V63L57 62H54L55 64H57V66L58 67H61L62 68V70H61V72L63 71V67H65V68H69V69H67V70H69V71H72L71 73H74V74H81V73H85V72H88V74L90 73V71L92 70L91 68H93V71H95L96 70V68H95V70H94V66H92L93 65V63H91V65H89V61H90V59L89 58H87L88 57V51H86L87 50V48L85 49V53H86V56L87 57H82V55H80V54H77L78 52H74V47H75V49L77 48V45L78 44H80V46H81V48H82V45L81 44H83V43H86V41L84 42V40H83V42H81V37H85L84 36V34L86 35V31H87V29H88V27H87V25H85L84 23H83V21H82V17L83 16H81L82 15V13L80 12H78V14H76L75 12H73L72 11V8H73V6H74V4H73V6H72V4H70V6H72V8L71 9H69L68 8V2H66V5L64 4V2H63V4H61L60 5ZM153 3V2H152ZM1 4V3H0ZM68 4V5H67ZM76 4V3H75ZM120 4H121V2H120ZM22 5V6H23ZM77 5V4H76ZM76 5L74 6V7H76ZM81 5V4H80ZM2 5H0V7H1ZM36 6V5H35ZM79 6V5H78ZM78 6H77V8H78ZM167 6V5H166ZM178 6V5H177ZM22 8V7H21ZM27 8H25L24 9V7H23V9L20 11V12H22V14H23V10H26ZM37 8V7H36ZM76 8V9H77ZM128 8V7H127ZM127 8H125V9H127ZM165 8V7H164ZM163 8V9H164ZM171 8V7H170ZM28 9H30V7L28 8ZM79 9V8H78ZM80 9H81V6H80ZM156 9V8H155ZM175 9V8H174ZM180 9V8H179ZM181 9H182V7H181ZM35 10V9H34ZM73 10H75L74 8H73ZM178 10V9H177ZM3 11H5V10H3L2 9V12ZM75 11H78V10H75ZM179 11V10H178ZM7 12V11H6ZM6 12H5V14H6ZM27 12V11H26ZM25 12V13H26ZM34 12V11H33ZM83 12V11H82ZM28 13H30V12H28ZM73 13H75V14H73ZM126 13V12H125ZM169 13V12H168ZM172 13V12H171ZM176 13V12H175ZM178 13H180V12H178ZM155 14V13H154ZM157 14V13H156ZM24 15V14H23ZM25 15H27V14H25ZM84 15V14H83ZM134 16V15H133ZM133 16H131V17H133ZM190 16L192 17V15L190 14ZM195 16V15H194ZM198 16V15H197ZM135 17V16H134ZM137 17V16H136ZM152 17V16H151ZM179 17H181L182 18V16L180 15ZM196 17V16H195ZM199 17V16H198ZM193 18V17H192ZM134 18H132L131 20H133ZM136 19V18H135ZM191 19V18H190ZM189 19V20H190ZM198 19V18H197ZM178 20H180V19H178ZM187 20V19H186ZM185 20V21H186ZM26 20L24 19V22H25ZM134 21V20H133ZM136 21V20H135ZM151 21V20H150ZM188 21V20H187ZM186 21V22H187ZM137 22V21H136ZM165 22V21H164ZM177 21H175V23H176ZM181 22H182V19H181ZM189 22V21H188ZM187 22V23H188ZM194 20H193V25H192V23H191V21H190V23L189 24H187V25H189V27L192 25V26H194L195 27V24H194ZM203 22V21H202ZM177 23H179V22H177ZM205 23V22H204ZM26 24V23H25ZM154 24V23H153ZM197 24V23H196ZM187 25H186V27L185 28H187ZM200 25V24H199ZM199 25H196V27L199 29L200 27H198ZM203 25V27L202 28H204L205 26L204 25H206V24H202ZM202 25H200V26H202ZM26 26V25H25ZM161 26V25H160ZM184 26V25H183ZM190 27L191 29L193 28V30H195V29H197V28H195L194 29V27ZM23 28H24V26H22ZM182 27V26H181ZM207 27H208V25L206 26V28H204L205 29V32H206V30H207ZM90 28V27H89ZM201 28V29H202ZM210 28V27H209ZM208 28V32H210V30L211 29H209ZM135 29V28H134ZM189 29V28H188ZM188 29H186V30H188ZM197 29V30H198ZM204 29H202L203 30V32H204ZM137 30V29H136ZM153 30V28L151 29V31ZM155 30V29H154ZM153 30V31H154ZM182 30V29H181ZM193 30H191V32L193 31ZM200 30V29H199ZM198 30V31H199ZM135 31V30H134ZM152 31V33L153 34H155L154 36H155V39H153V41L151 40L152 39V37H150L149 36V42H148V40H146L149 44H151L152 42L154 43V44H158L159 42H160V45L159 46H161L162 44H161V42L163 41V39L165 40V38L164 37H168L169 36V38H170V36H172V34L170 35L169 33V35L167 34V36H165L164 35V37H163V35H160L161 33H159V32H156V31H154L153 32ZM201 31V30H200ZM136 32V31H135ZM185 32H188V33H186V35H188L189 34V31H184V29H183V31H181V33L180 34H185ZM196 33H197V31H195ZM195 32H193V33H195ZM202 32V31H201ZM156 33H158V35H160L161 36V39L159 40L158 38V40H159V42L156 40V36L157 37H160V36H158V35H156ZM179 33H178V35L176 36V37H178L177 39H176V37L174 36L175 34H173V36L169 39V38H167L166 39V42L167 43H163V45L165 46V48H166V44H167V48L168 49H166L167 50V53H165V54H167L168 55V53L169 54H172L171 52H173V50H175V51H177L176 53L178 54V52L180 51V53L179 54H183L182 52H183V49H182V47H183V45H186V44H183V42H186L187 41V43H189L188 41L189 40H187V38L188 37H186V36H182V35H179ZM147 34V33H146ZM145 34V35H146ZM148 35H150V33H148ZM147 35V36H148ZM152 35V34H151ZM193 36H194V34H192ZM192 35H191V38H189V39H191L192 40V44L193 45H191V43H190V45L191 46H194V45H197V44H194L195 43V41L194 40H198V39H200V38H196V39H193V38H195V37H193L192 38ZM222 35V34H221ZM221 35H219V37L221 36ZM180 36H182V38L180 39ZM189 36V35H188ZM123 37H125V36H123ZM162 37H163V39H162ZM186 37V39L184 40L183 38H185ZM23 38V37H22ZM87 38V37H86ZM121 38V37H120ZM147 38V37H146ZM173 38V39H172ZM175 38V39H174ZM220 38H222V36L220 37ZM79 39H80V41H79ZM125 39V38H124ZM132 39V38H131ZM173 40L172 42H174L173 44H175L179 39L180 40H184L183 42L181 41V43L178 41L177 43L178 44H180V46L178 47L177 46V43L175 44V46H177V47H175L174 45L172 46V43L171 42H169L170 40ZM86 40V39H85ZM121 40V39H120ZM119 40V41H120ZM128 40V39H127ZM156 40V41H155ZM175 40V41H174ZM177 40V41H176ZM201 40V39H200ZM217 40V39H216ZM216 40L214 39L213 41H212V43H216L215 44V46L214 47H220V45H217L219 42H216ZM126 41V40H125ZM202 41V40H201ZM218 41V40H217ZM228 41V40H227ZM231 41H233L234 42V39H231L230 40V42ZM127 42V41H126ZM142 42V41H141ZM169 42V43H168ZM191 42V41H190ZM115 43V42H114ZM119 43V42H118ZM123 43V42H122ZM125 43V42H124ZM145 43V42H144ZM153 43H152V45H153ZM171 43V45H169ZM207 43H210V42H208L207 41ZM206 43V44H207ZM229 43V42H228ZM235 43V42H234ZM121 44V42L119 43V45ZM202 44H205V42H203ZM205 44V45H206ZM220 44V43H219ZM84 45H86V44H84ZM83 45V46H84ZM89 45V44H88ZM152 45L150 46V48L152 47ZM161 46V47H158V48H160V49H158L159 51H164L165 49H164V46ZM182 45V46H181ZM188 46V47H191V46ZM200 45V44H199ZM209 45V44H208ZM211 46L210 47H208L211 51H212V53H214V55H217L218 54V56H220L219 54L220 53H222L223 52V54H225V56L227 55L226 53H229L230 55H231V53H234L235 52V50H234V46H231V45H235V44H233V43H229L228 45H230V46H228L227 44V46L225 47V48H223L224 47V45H222V47L221 48H219L218 47V49H216L214 52H213V50H212V44H210ZM117 46V45H116ZM155 46V45H154ZM153 46V48L155 49H151L152 50V52L154 53V54H152V55H156L155 54V51H158L157 50V46H155L154 47ZM171 46L172 47H175V48H171ZM201 47H202V45H200ZM42 47V46H41ZM40 47V48H41ZM145 47V46H144ZM163 47V48H162ZM169 47H170V49H172V51H170V49H169ZM181 47V48H180ZM187 46H185V48H186ZM196 47H198V46H196ZM195 47V48H196ZM201 47H198V48H196V49H198V50H200V52H203V51H201L202 49H200ZM206 47V48H207ZM231 50V51H233V52H231L230 50H228V48ZM38 48L39 50H41V49H43V48ZM117 48H118V46H117ZM119 48H120V46H119ZM146 49L144 50V51H147L148 53H150V51L151 50H149V49H147V47H145ZM179 48H180V50H179ZM184 48V49H185ZM192 49H193V47H191ZM191 48H190V52H195L196 51V49H194V50H191ZM203 48H205V46H203ZM208 48L207 49H205L207 52L209 51L208 50ZM224 50H223V49ZM164 49V50H163ZM186 49H188L189 50V48H186ZM185 49V50H186ZM220 49H222V52H221V50ZM26 50H28L27 48H26ZM25 50V51H26ZM34 50V49H33ZM32 50V51H33ZM39 50H37V51H39ZM44 50V49H43ZM79 49H77V51H78ZM149 50V51H148ZM168 50H169V52H168ZM188 50H186L185 51V53H188L189 54V52H187ZM198 50L195 52L196 54L198 53L199 54V52H198ZM204 50V51H205ZM219 50H220V53H219ZM229 52H228V51ZM31 51V52H32ZM37 51H35L36 53H37ZM49 51V50H48ZM76 51V50H75ZM80 51V50H79ZM175 51L173 52L174 54H176L175 53ZM182 51V52H181ZM204 52V53H206V54H208L207 52ZM217 51H218V53H217ZM224 51H227V52H224ZM30 52V51H29ZM34 52V51H33ZM33 53V55L35 54L36 55V53ZM39 52H41V51H39ZM44 51H42L41 53H43ZM139 52V51H138ZM151 52V53H152ZM231 52V53H230ZM24 53V55H25V53L26 54H28V52H23ZM46 52H44V54H45ZM49 53H52V52H49ZM49 53L47 52V55H45V56H47L48 57V55H49ZM54 53V52H53ZM121 53H122V51H121ZM146 53V52H145ZM144 53V54H145ZM156 53H159V55H157L158 57L160 56V52H156ZM164 53H162L161 54V56L159 57L160 58V60L161 59H163V61H165L166 62V59H165V57L167 58V56L164 54ZM191 53V54H192ZM209 53H210V51H209ZM212 53H211V55L210 56H212V58L214 57L213 55H212ZM217 53V54H216ZM30 55H32L31 53H29ZM40 54V53H39ZM147 54V53H146ZM145 54V55H146ZM174 54H172V58L175 60V59H177V58H175L176 56H178L177 54H176V56H174ZM194 54V53H193ZM192 54V55H193ZM201 54V53H200ZM199 54V55H200ZM228 54V55H229ZM34 55V56H35ZM51 55H53V54H51ZM54 55H55V53H54ZM80 55V56H79ZM137 55H139V54H137ZM151 55V54H150ZM164 55H165V57H164ZM197 56V58L198 57H201V58H203V60H204V58H206V56H205V54H204V56L205 57H203V53L201 54V56ZM227 55V56H228ZM25 56H28V55H25ZM24 56V57H25ZM34 56H32L33 58H34ZM37 56H39V55H37ZM36 56V57H37ZM44 56V58H47V57H45ZM148 56V57H147ZM147 56H145V59L146 60H148V59H150V61L152 60L153 62H155L154 60H153V58L152 57H155V56H152L151 58H149V55L147 54ZM156 56V57H157ZM163 56V57H162ZM179 56H181V55H179ZM178 56V57H179ZM221 56H222V54H221ZM36 57H35V59H36ZM49 57L50 58H52V56H50L49 55ZM49 57L47 58V59H49ZM56 57V56H55ZM90 57H91V55H90ZM122 57V56H121ZM123 57H124V55H123ZM144 57V56H143ZM148 59H147V58ZM195 57V55L194 56H192V58H194ZM216 57V56H215ZM29 58V57H28ZM39 58V57H38ZM169 58V57H168ZM171 58V57H170ZM196 57H195V59H197ZM210 58V57H209ZM23 59V58H22ZM21 59V60H22ZM34 59V60H35ZM42 59V58H41ZM46 59V60H47ZM143 59V58H142ZM142 59H140V61L142 60ZM172 59V60H173ZM195 59H193V60H195ZM207 59H208V57H207ZM207 59H205V60H207ZM28 60V59H27ZM32 60V59H31ZM34 60H32V61H34ZM49 60H51V59H49ZM117 60H118V58H117ZM138 60H139V58H138ZM159 60V61H160ZM170 61H171V59H169ZM168 60V64H170V63H172V61L170 62ZM173 60V61H174ZM186 60H188V59H186ZM189 60H192L191 58L189 59ZM202 60V59H201ZM210 59H208V61H209ZM211 60H214V59H211ZM31 61V62H32ZM54 61V60H53ZM52 61V62H53ZM93 61V60H92ZM143 61V60H142ZM149 61V60H148ZM147 61V62H148ZM150 61L148 62V63H150ZM157 61V60H156ZM178 61V60H177ZM198 61H199V59H198ZM197 60L196 61H194L196 64H197V62H198ZM207 61V62H208ZM21 62V61H20ZM35 62V61H34ZM34 62H33V64H34ZM36 62H38L37 61V59H36ZM35 62V63H36ZM119 62V61H118ZM160 62H162V61H160ZM160 62H158L157 61V63H160ZM164 62V63H165ZM187 62V61H186ZM186 62L185 63H179V64H181V66H183V64H186ZM194 62H190V63H194ZM200 62V61H199ZM202 62H204V61H201V63ZM206 62V61H205ZM212 62V61H211ZM44 63V62H43ZM42 63V64H43ZM47 64H48V62H46ZM49 63H50V61H49ZM96 63V62H95ZM148 63H146V65L148 64ZM164 63L162 62V64L164 65ZM190 63H189V61H188V65L192 68V71L191 72H193L194 70L193 69H196L197 68V66L199 65H197L196 66V64L194 63V65L196 66V68H193L192 67V65H190ZM214 63V62H213ZM230 63V62H229ZM37 64H39V62L37 63ZM53 64V63H52ZM52 64L50 65V66H52ZM97 64V63H96ZM96 64H95V66H96ZM119 64V63H118ZM125 65H126V63H124ZM151 64V63H150ZM154 64V63H153ZM161 64V63H160ZM178 64V62L175 64V65H177ZM179 64L177 65V67L179 66ZM31 65H32V63H31ZM35 65V64H34ZM97 65H99V64H97ZM122 65H123V63H122ZM149 65V64H148ZM162 65V66H163ZM173 65H174V63H173ZM174 65V66H175ZM188 65H186V66H188ZM193 65V66H194ZM229 65H231V64H229ZM229 65H226V66H229ZM36 66V65H35ZM39 66V65H38ZM41 66H45V65H41ZM49 66V64L47 65V67ZM92 66V67H91ZM100 66V65H99ZM99 66H97V67H99ZM167 66V65H166ZM172 65H170V67H171ZM188 66V67H189ZM262 66H264V64L262 65ZM262 66H260V65H254V66H252V67H250V70L249 71H246V69H241V70H238V69H240V68H235V69H237V70H235V69H233L234 68V66L233 67H228V69H230V74H228V76H227V79H226V81H225V79H224V81L225 82H222L221 83V81H223V80H219V82L220 83H218V81L217 80H212L213 78H211L210 79V75L209 76H207L208 74V72H206L205 73V71L203 70V68H207L206 66L204 67V66H202L201 68H202V70L204 71V76L206 77V80L204 79V78H202L201 77V75H202V70H200L201 72H196V74L198 75V73H200L199 75H200V79L201 80H199V83H202V85L201 84H198V86L197 87H199L200 85L203 87L204 85H205V90H207V87L208 88H210V91H209V93H210V95L208 94V92L206 91V94H208V97H207V95H206V99H205V95L204 96H201V97H204V99H202V98H199L200 96H198V106H200L201 108H203V107H207V108H211V106H213V107H218L219 108V110L221 109V107H223L220 111H221V113H223V112H225V113H223L224 115L226 114V113H228L227 112V109H226V104L228 103V106H229V104L231 105V104H234L235 105V103H236V106H238L237 108L238 109H241L240 111H242V110H244L243 108H242V106H245V105H247V104H245V102H243V100L245 99H249L250 97L251 98H253V99H255V101L257 100V99H259V100H262V103H261V101L259 102V101H256V102H259L260 103V105H259V103L257 104V108L258 109H260L261 108V106H262V104H264V87H263V85L264 84H262V83H260V81L261 80H264V68L262 67ZM31 67H33V66H31ZM53 68H54V64H53V66H52ZM57 67V68H58ZM129 67V66H128ZM169 67V66H168ZM173 67V66H172ZM177 67H173L174 68V71H173V69L172 70H170V69H168L167 67H165L164 66V68L166 69V71H168V72H170V71H173V72H178L179 74L181 73V72H179V71H184L185 69V75L188 77V72L190 71L189 69H190V67L187 69V68H184L185 67V65L182 67V68H184V69H181V67L179 68H177ZM237 67V66H236ZM45 68V67H44ZM50 68V67H49ZM53 68L51 69L53 72L56 70V68H55V70H53ZM101 67H99V70H101L100 69ZM121 68H124V67H121ZM120 68V69H121ZM198 68H200L199 66H198ZM210 67H208V69H209ZM212 68V67H211ZM211 68H210V70H208V71H211ZM214 69H216V70H218L219 68H215V67H213ZM212 68V69H213ZM224 68H225V71H227L226 70V67H223V68H220L217 72L219 73V71L220 70H222V72L224 71ZM243 68H245V67H243ZM247 68V67H246ZM45 69H47L48 70V68H45ZM60 69V68H59ZM91 69V70H90ZM151 69V68H150ZM168 69V70H167ZM177 69V70H176ZM181 69V70H180ZM50 70V71H51ZM66 70V69H65ZM104 70V71H103ZM102 71L103 72H101V73H104L103 75V77L102 78H104L105 80H106V84L109 86V87H111L112 88V90L114 91V93L116 92V90L114 89V84L112 83V81L110 80V79H108L107 78V76H108V67L107 66H104V69H103ZM160 70H162L161 68H160ZM179 70V71H178ZM187 70H189L188 72H187ZM215 70V71H216ZM231 70H233V72L231 71ZM242 70H244V71H242ZM58 70H56L55 71V73L57 72ZM68 71V72H69ZM135 71H137V70H135ZM197 71V70H196ZM198 71H199V69H198ZM213 72H215L214 70H212ZM211 71V72H212ZM52 72V73H53ZM59 72H60V70H59ZM59 72L58 73H54V74H52V75H54V81H57V77H58V75L60 76V75H63L64 74V72L65 71H63V74H59ZM68 72H65V74H67ZM100 72V71H99ZM150 72V71H149ZM161 72V71H160ZM163 72H165V70L163 69ZM190 72V73H191ZM195 72V71H194ZM222 72H220V73H222ZM47 73V72H46ZM71 73H69V74H67V77L68 76H70V74ZM98 73V72H97ZM100 73V74H101ZM162 73V72H161ZM161 73H159L160 75H161ZM167 72H165V73H162V75H164V74H166ZM183 73H181V75H183ZM187 73V74H186ZM189 73V74H190ZM217 73V74H218ZM226 73V72H225ZM91 74H92V72H91ZM145 74V73H144ZM170 74H172V73H169V75ZM209 74H211V76H214V75H217V74H215V73H209ZM222 74H224V73H222ZM78 75V76H79ZM85 75H87V74H85ZM102 75V74H101ZM143 75V74H142ZM141 75V76H142ZM157 75V74H156ZM155 75V76H156ZM167 75V74H166ZM173 75H174V73H173ZM184 75V76H185ZM190 75H192V76H194L192 73L190 74ZM57 76V77H56ZM81 76H84V75H81ZM81 76H79L78 77V80L80 79V77ZM151 76V75H150ZM185 76V78H187ZM222 76V75H221ZM220 76V77H221ZM224 76V75H223ZM50 77V76H49ZM64 77V78H63ZM66 76H62L61 78L60 77H58V78H60L61 79V81H63L62 80V78L63 79H67V80H69V77L67 78H65ZM70 77H72V76H70ZM137 77V76H136ZM165 77V76H164ZM172 76L170 75V78H171ZM182 77V76H181ZM197 77H199V76H197ZM207 77L209 78V80L211 81H214V82H212V83H214V84H212L213 86L216 84V86L215 87H213L214 89L213 90H211V87H210V85L211 84H209L208 82L206 83L207 84V86H206V84H204L203 85V83L204 82H206V81H208L207 80ZM220 77L219 78H217V79H220ZM226 77V76H225ZM224 77V78H225ZM73 78V77H72ZM77 78V77H76ZM75 77L73 78L74 80L76 79ZM83 78V77H82ZM80 79L79 81L81 82V80H84V79H86L87 78V76H86V78H83V79ZM89 78H91V76L89 77ZM145 78V77H144ZM144 78H142V79H144ZM154 78V77H153ZM152 78V79H153ZM166 78H169V76H166L165 77V79ZM177 79L176 78V73H175V77L173 76V79ZM180 78V76L178 77V79ZM194 78H195V80H198L196 77H193L192 78V80H194ZM222 78V77H221ZM263 78V79H262ZM73 79H72V81H73ZM92 79V78H91ZM152 79H151V81H152ZM160 79H163V80H165L164 78H163V76L160 78ZM160 79H158V80H160ZM204 79V80H203ZM59 80V79H58ZM66 80V81H67ZM77 80V79H76ZM88 80H90V79H88ZM168 80V79H167ZM180 81H181V79H179ZM183 80H184V78H183ZM187 80V79H186ZM190 80V79H189ZM191 80V82H193ZM204 81V82H200V81ZM70 81H71V79H70ZM91 81V80H90ZM139 81V80H138ZM154 81H155V78H154ZM166 81V80H165ZM185 81V80H184ZM58 82H60V81H58ZM57 82V83H58ZM64 82V81H63ZM67 82H69V81H67ZM92 83H93V85H94V87L95 88H92L93 87V85L89 88V89H86V86L84 87L83 85L82 86H80V85H78L79 87H84L85 89H81L80 88V91H79V89L76 87H73L72 86V89L74 88V89H77V90H75V92H77V97H78V100H76V101H80L81 103H80V105H83L84 106V108H87V106H88V104H90L91 103V101H90V94H92L93 96H96L95 94H94V92H97V91H93L94 89L96 90V89H99V92H100V88H97L95 85H97V84H94V82L93 81H91ZM158 82V81H157ZM157 82H154V83H157ZM195 82V81H194ZM197 82V81H196ZM196 82H195V85H196ZM262 82H264V81H262ZM60 83H62V82H60ZM74 82H72L71 84H73ZM152 83H153V81H152ZM159 83V82H158ZM157 83V84H158ZM198 83V82H197ZM217 83H218V85L219 86H217ZM77 84H78V82H77ZM79 84H83V83H79ZM259 84H261L260 85V87H259ZM59 85H61V84H59ZM59 85H57L58 87H59ZM151 85V84H150ZM195 85H193V88H194V86ZM52 86V85H51ZM56 86V85H55ZM56 86V87H57ZM74 86H77L76 84L74 85ZM143 86V85H142ZM149 86V85H148ZM152 86V85H151ZM254 86H255V88L256 89H254V90H252L253 88H254ZM55 87V88H56ZM57 87V88H58ZM66 87V86H65ZM68 87V86H67ZM66 87V88H67ZM201 87V88H202ZM257 87H259V88H257ZM54 88V87H53ZM54 88V89H55ZM56 88V89H57ZM147 88V87H146ZM164 88H166V87H164ZM172 88V87H171ZM192 88V87H191ZM192 88V90L193 91H195L194 89ZM200 88V87H199ZM202 88V89H203ZM56 89H55V92L56 93H58L57 91L58 90H61L62 88H58V90L56 91ZM71 89V90H72ZM73 89V90H74ZM157 89V88H156ZM155 89V90H156ZM202 89H200V90H197L198 92L200 91V92H203V90ZM226 89V91H224ZM227 89H229V91L227 90ZM258 89V90H257ZM62 90H64V88L62 89ZM67 90V89H66ZM69 90V89H68ZM71 90H70V92H71ZM145 90V89H144ZM160 90V89H159ZM164 90V89H163ZM190 90V89H189ZM188 90V91H189ZM202 90V91H201ZM209 90V89H208ZM252 90V91H251ZM185 91V90H184ZM193 91H191L190 93L189 92H187V90L185 91V92H187V93H189V98H188V100L190 99V100H192V101H196V98L195 97H197V96H195V93L193 92ZM248 91H251V93L250 94H248ZM54 92V93H55ZM63 92V91H62ZM70 92H68L67 91V93H64L63 95H65L66 96V98H68L69 99V97H68V93L70 94ZM73 93H74V91H72ZM71 92V93H72ZM98 92V93H99ZM149 92V91H148ZM193 92V93H192ZM102 93V92H101ZM117 93V92H116ZM150 93V92H149ZM159 93V92H158ZM191 93H192V95L194 96H192L191 95ZM204 93H205V91H204ZM203 93V94H204ZM67 94V95H66ZM76 94V93H75ZM100 94V93H99ZM98 94V95H99ZM153 94V93H152ZM155 94L157 95V93L155 92ZM172 94V93H171ZM186 94V93H185ZM185 94H183V95H185ZM197 94V93H196ZM202 94V95H203ZM58 96H60V93L59 94H57ZM74 95V94H73ZM91 95V96H92ZM175 95V94H174ZM201 95V94H200ZM70 96H71V98L73 99V96H72V94H70ZM102 96V95H101ZM160 96V95H159ZM181 96V95H180ZM192 97V99H191V97ZM250 96V97H249ZM76 97V96H75ZM98 97V96H97ZM158 97V96H157ZM182 97L183 96H181V99H182ZM184 97H186L187 98V96H184ZM183 97V98H184ZM247 97V98H246ZM95 98V97H94ZM102 98H103V96H102ZM106 98V97H105ZM185 98V99H186ZM193 98L195 99V100H193ZM96 99V98H95ZM154 99H155V96H154ZM157 99V98H156ZM201 99V103H199V100ZM253 99H250L251 101H249V105H247V107L248 106H251V105H253L254 107L256 106V105H254L255 103H253L252 102V100ZM91 100H94V99H91ZM102 100V99H101ZM100 100V101H101ZM244 100V101H245ZM62 101H64V100H62ZM67 101V100H66ZM75 101V100H74ZM94 101H96V100H94ZM93 101V102H94ZM106 101L108 102V100L106 99ZM188 102L189 104H190V107L192 106V105H194V107L196 106V104H194V102ZM231 101H234L235 103H233V102H231ZM248 101V100H247ZM254 101V100H253ZM69 102H71V101H69ZM227 102V103H226ZM230 102V103H229ZM28 103V102H27ZM98 103H100V102H98ZM102 103V102H101ZM191 103H193V104H191ZM196 103V102H195ZM226 103V104H225ZM243 103V104H242ZM250 103H251V105H250ZM29 104V103H28ZM32 104H34V103H32ZM31 103H30V107H28V106H26V109H27V107H28V109L27 110H30V111H32L33 109H32V107H33V105H32ZM96 104H97V101H96ZM95 104V105H96ZM106 104V103H105ZM109 104H111V103H109ZM245 104V105H244ZM27 105V104H26ZM95 105H91L90 104V106H95ZM100 105V104H99ZM178 105V104H177ZM234 105H232L231 107H233ZM258 105L260 106V108L258 107ZM70 106V105H69ZM75 106V105H74ZM79 106V105H78ZM90 106H88V108H90ZM97 106V105H96ZM109 106V105H108ZM224 106H226V107H224ZM235 106V107H236ZM253 106H251V107H253ZM35 107V106H34ZM33 107V108H34ZM80 108H82V106H79ZM104 107V106H103ZM106 107V106H105ZM181 107V106H180ZM187 107V106H186ZM193 107V106H192ZM192 107H191V109H192ZM234 107V108H235ZM30 108V109H29ZM76 108H77V105H76ZM83 108V109H84ZM99 108V107H98ZM97 108V109H98ZM112 108V107H111ZM196 108L197 107H195V108H193V110H191V109H189L188 108V110H187V112H192V113H194V115L192 114L191 115V113H190V117L192 116H194L195 118L196 117H200V118H198L197 120L198 121H196V120H194L195 118L193 117V120H192V117H191V121H192V124L190 123V127H192L191 129L193 130V131H195V127H196V125L197 124H199V120L201 119L202 120V117H201V113H203V111H205V108L204 109H202V112H200V110L198 111L199 113H195L196 112ZM207 108H206V110H207ZM256 108V107H255ZM26 109H24V110H26ZM95 109V108H94ZM93 109V110H94ZM121 109V108H120ZM197 109H200L199 107L197 108ZM257 109V110H258ZM264 109V108H263ZM23 110V112H25ZM81 110V109H80ZM85 110V109H84ZM102 110H104V108L102 109ZM117 110H119V109H117ZM122 110H124V109H122ZM127 110V109H126ZM209 110H211V113H214V111L213 110H215L216 111V113H219V111H217L216 109H214L213 108V110L212 109H208V111H206V113H209L210 111ZM255 110V109H254ZM256 110V111H257ZM261 110V109H260ZM29 111V112H30ZM49 111V110H48ZM77 111H78V109H77ZM83 111V110H82ZM82 111H79L80 113H83ZM95 111H97V110H94V112ZM112 111V110H111ZM116 111V110H115ZM114 111V112H115ZM131 111V110H130ZM130 111H128V112H130ZM193 111H195V112H193ZM213 111V112H212ZM229 111V110H228ZM238 111V110H237ZM255 111V113L256 114H258L259 115V117L263 114V112H264V110H261V111H258V113ZM27 112V111H26ZM25 112V113H26ZM28 112V113H29ZM99 112H101V107H100V110H98V116H99ZM103 112V111H102ZM259 112H262V114L260 113L259 114ZM46 113V112H45ZM104 113V112H103ZM103 113H102V115H103ZM106 113H108V112H106ZM113 113V111L111 112V114ZM206 113H203V117H205V114ZM211 113H209V114H207L206 116V118H209L210 120H211V118L210 117H208V115H210ZM215 113V114H216ZM242 113V112H241ZM89 114V113H88ZM109 114V113H108ZM111 114H109V115H111ZM122 114V113H121ZM121 114L120 115H118L119 116V118H116V119H120V116H121ZM125 114V113H124ZM130 113H128V116L126 117V116H124V115H122V116H124V118H127V122H125L126 123V125H127V131L126 130H124L127 134H128V132H129V136H131L130 134L132 133V134H134L133 132V130H135V129H137L136 131H138V133H136L137 134V136L135 135V136H131V139H133L132 140V142H129V141H126V142H129V143H135V137L137 138H139V133L140 132H142V130L143 131H145V129L146 128H144L142 125H140L139 124V122H138V126H140L141 127V129H140V127H137V121L138 120H136V118L132 115V114H130ZM188 113H186V115H187ZM196 114H199V115H196ZM222 114V115H223ZM230 114H234V113H230ZM230 114L228 113L227 115H229V117H230ZM252 114V113H251ZM23 115V113L21 114V116ZM25 115V114H24ZM95 115V114H94ZM101 115V114H100ZM125 115H127V112H126V114ZM136 115V114H135ZM182 115L184 116V114H183V112H182ZM212 115V114H211ZM247 117L250 115H247V114H245ZM0 116H1V114H0ZM20 116V117H21ZM96 116V115H95ZM97 116V117H98ZM117 116V117H118ZM226 116V115H225ZM243 116V115H242ZM251 116V115H250ZM252 116H254V114L252 115ZM256 116V115H255ZM254 116V117H255ZM20 117H19V119H20ZM96 117V118H97ZM101 117V116H100ZM100 117H99V120H100ZM104 117V116H103ZM106 117V116H105ZM104 117V118H105ZM137 117V116H136ZM157 117V116H156ZM177 117H179V116H177ZM186 117H188V115L186 116ZM190 117L188 118L189 120H190ZM213 118L215 117V115L213 114V116H212ZM218 117V116H217ZM240 117V116H239ZM262 117V116H261ZM0 118H2V117H0ZM24 118H26V119H24ZM109 118V117H108ZM111 118H112V116H111ZM123 118V117H122ZM123 118V120H125L126 121V119H124ZM154 118H155V116H154ZM182 118V117H181ZM212 118V119H213ZM220 118V117H219ZM236 118V117H235ZM242 118V117H241ZM30 119V118H29ZM98 119V118H97ZM110 119V118H109ZM113 119H114V117H113ZM116 119H114V120H116ZM183 119V118H182ZM204 119V118H203ZM222 119V118H221ZM236 119H238V118H236ZM243 119V118H242ZM249 119V118H248ZM21 120V124L19 123V121ZM19 121H18V123H16V126H12V124H9V122H8V124H5V125H1L0 126V134H11L12 132H16V130L19 128V127H23V125L25 126V128H27L26 126L27 125H29L28 127H32V126H30V124L31 125H33V129H34V125H35V127H36V124H33V123H30V121H32V122H34L33 120H32V118L30 119V120H28L27 119V117H23V119L21 118ZM99 120H96V121H99ZM201 120H200V122H201ZM205 120V119H204ZM208 120V119H207ZM217 120V119H216ZM215 120V121H216ZM246 120V119H245ZM253 120V119H252ZM262 120V119H261ZM40 121H41V119H40ZM94 121V120H93ZM106 121V120H105ZM108 121V120H107ZM111 122H112V119L110 120ZM118 121V120H117ZM119 121H121V120H119ZM212 121H214V120H212ZM228 121V120H227ZM230 121V120H229ZM228 121V122H229ZM236 121V120H235ZM5 122V121H4ZM83 122V121H82ZM82 122H81V124H82ZM101 122H102V120H101ZM110 122V123H111ZM148 122V121H147ZM146 122V123H147ZM185 122V121H184ZM207 122H209V121H207ZM206 122V123H207ZM217 122V121H216ZM231 122V121H230ZM244 122V121H243ZM251 122V121H250ZM264 122V121H263ZM1 123V122H0ZM98 122H96V124H97ZM100 123V122H99ZM124 123V122H123ZM122 123V125L121 126H124V124ZM144 123V122H143ZM186 123H188V122H186ZM205 123V124H206ZM213 123V122H212ZM212 123H210V124H212ZM223 123H225L224 121H223ZM240 123H242V122H240ZM245 123H247V122H245ZM245 123H244V125H245ZM252 123V122H251ZM1 124H4L3 122L1 123ZM92 124H94L95 125V121H94V123H92ZM92 124H91V127H92ZM104 124V123H103ZM112 124H113V122H112ZM121 124V123H120ZM182 124V123H181ZM184 124V123H183ZM209 124V125H210ZM218 124V123H217ZM243 124V123H242ZM247 124H249V121H248V123ZM261 124H263V123H261ZM85 125V124H84ZM93 125V129H91L90 128V132L91 133H93L94 131V129H96V128H99V127H96V128H94L95 126H98V125H95L94 126ZM126 125L124 126L125 128H126ZM134 125H136V128H135V126ZM150 125H152L153 126V124H151L150 123ZM192 125V126H191ZM228 125V124H227ZM238 125V124H237ZM252 125V124H251ZM257 125V124H256ZM264 125V124H263ZM46 126V125H45ZM86 126V125H85ZM101 126V125H100ZM115 126V125H114ZM121 126H119V127H121ZM149 126V125H148ZM176 126V125H175ZM231 126V125H230ZM229 126V127H230ZM253 126V125H252ZM261 126V125H260ZM87 127H88V125H87ZM113 127V126H112ZM117 127H118V125H117ZM134 127V128H133ZM189 127V126H188ZM208 127V126H207ZM226 127H228V126H226ZM104 128V127H103ZM140 130H139V129ZM152 128V127H151ZM153 128H154V130H156L155 129V127L153 126ZM152 128V129H153ZM248 128V127H247ZM264 128V127H263ZM111 129V128H110ZM151 129V130H152ZM209 129V128H208ZM243 129V128H242ZM242 129H240V130H242ZM251 129H253V128H251ZM260 129V128H259ZM97 130H99V129H97ZM121 130L123 131V128L121 127ZM199 130V129H198ZM210 130V129H209ZM245 130V129H244ZM243 130V131H244ZM153 131V130H152ZM239 131V130H238ZM237 131V133H239V135L237 134V135H233V137H229V139H228V141H226V144H225V146H224V144L223 143H221V146H218V147H216L215 145V148H217L216 150H215V152H213V151H210L211 149L210 148H208L209 149V152L210 153H212L213 154V156L212 155H210V153H207V155H206V157L204 158V162H203V164L205 163V162H208L211 158H213L212 160H210L209 161V163H211L212 164V168H213V170L211 169V168H209L208 169V171L207 170H204L203 172H207V173H204L205 175L206 174H209L210 173V175L214 172V170H219L218 168V166L219 165H221L222 166V164H223V166H225V167H227V168H224V167H222V168H224L223 169V171L225 172V169L227 170L226 172L228 173V171L229 170H231V171H234L233 169V167L235 166L236 167V162H238L237 163V166L239 167V165H240V163L239 162H241V161H244V160H247L248 159V161L250 160V159H252L253 157H254V159H255V156L257 157V159L259 158L257 155H261V157H263V159H264V153L263 154H255V151H256V148H255V146H253L252 147V145L250 146V145H248V142L246 143L245 142V140H247V138L245 139V134H247L248 135V133H243V132H241V131H239L238 132ZM255 131H258V130H255ZM131 132V133H130ZM146 132V131H145ZM148 132V131H147ZM201 132V131H200ZM122 133V134H121ZM149 133V132H148ZM153 133V132H152ZM199 133V132H198ZM206 133V132H205ZM236 133V132H235ZM240 133H241V135H240ZM244 135H243V134ZM252 133V132H251ZM250 133V134H251ZM257 133V132H256ZM255 132L253 133V135L254 134H256ZM118 134H121V135H123V134H125V133H123V132H120L119 131V133ZM123 135V136H125L124 138H126V140H128L127 139V137H128V135ZM141 134H144L143 132L141 133ZM193 134H194V132H193ZM250 134H249V136H250ZM111 135V134H110ZM121 135H119V136H121ZM123 136L121 137V138H123ZM142 136H144V135H141V139H136L137 141H136V146H137V148H133L134 150H136L137 149V152H138V150H140V149H142V151H141V153L145 150V148H146V146H148V143H149V146H150V142H148L149 140H150V138H152L151 137V135L148 137V135L146 136H144V137H142ZM252 136V135H251ZM258 136H259V133H258ZM109 137V136H108ZM132 137H134V138H132ZM221 137V136H220ZM98 138V137H97ZM217 138H219V137H217ZM227 138H228V136H227ZM249 138V137H248ZM263 138V137H262ZM261 138V139H262ZM79 139V138H78ZM104 139V138H103ZM156 139V138H155ZM159 139V138H158ZM197 139H198V136H197ZM216 139V138H215ZM221 139V138H220ZM250 139V138H249ZM75 140V139H74ZM124 139H122V141H123ZM125 141V140H124ZM134 141V142H133ZM150 141H152V139L150 140ZM155 141V140H154ZM160 141V140H159ZM202 141V140H201ZM219 141V140H218ZM222 141H224V140H222ZM102 142V141H101ZM163 142V141H162ZM203 142H204V140H203ZM217 142V141H216ZM221 142V141H220ZM103 143H105V142H103ZM152 143V142H151ZM154 143V142H153ZM165 143V142H164ZM219 143V142H218ZM245 143L247 144V145H245ZM251 144L252 143H254L255 145H256V143L255 142H250ZM249 143V144H250ZM264 143V142H263ZM162 144V143H161ZM253 144V145H254ZM257 144H259V141H258V143ZM100 145H102L101 143H100ZM131 145H134V144H131ZM130 145V146H131ZM219 145V144H218ZM261 145V144H260ZM264 145V144H263ZM262 145V146H263ZM98 146V145H97ZM153 146V145H152ZM259 146V145H258ZM258 146H256V147H258ZM139 147V148H138ZM264 147V146H263ZM211 148H212V146H211ZM214 148V149H215ZM219 148V149H218ZM147 149V148H146ZM148 149H150V148H148ZM152 149V148H151ZM264 149V148H263ZM132 150V149H131ZM134 150H132V151H134ZM259 150V149H258ZM166 151V150H165ZM206 151V150H205ZM22 152V154H24L23 153V151H21ZM25 152H27L26 150H25ZM42 152V151H41ZM257 152V151H256ZM135 153V152H134ZM227 153V154H226ZM21 154V155H22ZM29 154V155H28ZM28 154H27V157L28 156H31V154L28 152ZM49 154V155H48ZM149 154V153H148ZM255 154V155H254ZM20 155V157H17L18 155H16V156H9V157H5V158H1L0 157V200H1V202L3 201H5L4 203H6L7 204V202L8 201H11L12 203L15 201L16 203H17V201L19 200V199H22L21 197L23 196V194L27 191V189H26V187H29L30 188V186H32L30 183V181H31V177L34 175V174H36V172L37 173H39V168L38 167H40L41 168V165L43 164L40 160H37V162L39 161V165L38 164H36V165H34L33 163H31L32 161V159L29 161V159L27 160V157L25 156V155H22V156H25V157H22ZM130 155V154H129ZM252 157H251V156ZM50 156V153L48 152L47 153V157H46V154H45V157L46 158H50L49 157ZM66 156V155H65ZM131 156V155H130ZM155 156V155H154ZM200 156H203V155H200ZM199 156V157H200ZM45 157H43L42 158V160L43 161H47V162H49V163H51V161H49V160H44V158ZM68 157H69V155H68ZM197 157V156H196ZM219 157H220V159H219ZM260 157V158H261ZM45 158V159H46ZM73 158V157H72ZM203 158V157H202ZM250 158V159H249ZM200 159V158H199ZM263 159H261L262 161H263ZM36 160V159H35ZM52 160V159H51ZM197 161H198V159H196ZM214 160V161H213ZM260 160V161H261ZM57 161V160H56ZM59 161V160H58ZM212 161V162H211ZM219 161V162H218ZM251 161V160H250ZM249 161V162H250ZM253 161V160H252ZM259 161V162H260ZM30 162V163H29ZM34 162H36V161H34ZM36 162V163H37ZM45 162H44V164H45ZM46 162V163H47ZM81 162V161H80ZM144 162V161H143ZM188 162H190V161H188ZM199 162H200V160H199ZM235 163V164H233V165H231L232 163ZM249 162H248V165H249ZM254 162V161H253ZM251 163V168H254L255 166H254V164L255 165H257L258 164V162L257 163ZM40 163H41V165H40ZM48 163V164H49ZM155 163V162H154ZM195 163V162H194ZM31 164H33V165H31ZM42 165L43 167H44V169H45V166H47V165ZM144 164H145V162H144ZM186 164V163H185ZM188 164V163H187ZM208 164V163H207ZM260 164H262L261 162H260ZM259 164V165H260ZM115 165V164H114ZM193 166H195L196 165V163H195V165L194 164H192ZM202 165V164H201ZM206 165V164H205ZM244 166L246 165V164H243ZM243 165H241L242 167H243V170H244V166ZM252 165H253V167H252ZM263 165H264V163H263ZM36 166V168L35 169H37V170H34V168L33 167H35ZM38 166V167H37ZM49 166H51V165H49ZM48 166V167H49ZM113 166V165H112ZM111 166V167H112ZM197 166V165H196ZM195 166V167H196ZM199 166V165H198ZM198 166H197V168H198ZM211 166V165H210ZM215 166V167H214ZM221 166H220V168H221ZM231 166H233V167H231ZM48 167H46V170H48ZM151 167V166H150ZM152 167H154V165H152ZM156 167V166H155ZM154 167V168H155ZM184 167V166H183ZM182 167V168H183ZM192 167V166H191ZM202 167L203 166H199V168L197 169L198 171H199V169L201 170L202 169ZM230 167H231V169H230ZM241 167V168H242ZM245 167H247V166H245ZM261 167H262V165H261ZM260 166L258 167V170L259 169H263V168H261ZM50 168V167H49ZM59 168V167H58ZM57 168V169H58ZM158 168V167H157ZM156 168V169H157ZM160 168V167H159ZM158 168V169H159ZM187 168H188V166L186 167V169H185V171H187ZM203 168H205V166L203 167ZM207 168V167H206ZM217 168V169H216ZM240 167H239V169H241ZM250 168V169H251ZM116 169H117V167H116ZM115 169V170H116ZM119 169V168H118ZM148 169L151 171V173L153 174V172H152V170H156V169H153V168H149L148 167ZM161 169V168H160ZM167 169V168H166ZM192 169H195V168H192ZM237 170H238V168H236ZM246 169V168H245ZM35 172H34V171ZM102 170V169H101ZM147 170V169H146ZM148 170V171H149ZM163 170V169H162ZM221 170L222 169H220V173H221ZM247 170H248V168L246 169V171H245V173L247 172ZM64 171H66V170H62V172H64ZM157 171V170H156ZM155 171V172H156ZM159 172L161 171V170H158ZM157 171V172H158ZM179 171H181V170H179ZM183 171H184V169H183ZM182 171V172H183ZM184 171V172H185ZM192 171V170H191ZM196 171V170H195ZM210 171H212V173L210 172ZM231 171H229L230 173H228V175L232 178V177H234V175H235V173L233 172V174H231ZM242 171V170H241ZM250 171H252V170H250ZM41 172H44V170L42 171H40V173ZM50 172V171H49ZM93 172V171H92ZM114 172H117V171H114ZM136 172H138L139 173V171H136ZM144 172V171H143ZM156 172V173H157ZM163 172V171H162ZM162 172L161 173H159V174H162ZM181 172V173H182ZM188 172H190L189 170H188ZM218 172L219 171H215V174H216V177H215V179L216 178H218L217 177V175H218ZM225 172V174H227ZM237 172L238 171H236V175L237 176H243V173L244 172H241L242 174H237ZM248 172H249V170H248ZM45 173H46V171H45ZM51 173V172H50ZM49 173V174H50ZM65 173H67V172H65ZM117 173H119L120 175L122 174V172L120 171H118ZM148 174H149V172H147ZM165 173H167L166 175L168 176L169 175V178H170V172L168 173V171H164V173H163V175L165 174ZM171 173H173L172 171H171ZM176 173H178V172H176ZM175 173V174H176ZM239 173H240V171H239ZM52 174V173H51ZM60 174V173H59ZM64 174V173H63ZM62 174V175H63ZM85 174V173H84ZM116 174V173H115ZM135 174V173H134ZM155 174V173H154ZM154 174H153V176H154ZM179 174V173H178ZM185 174V173H184ZM191 174H192V172H191ZM190 174V175H191ZM203 174V173H202ZM202 174H201V177H200V179L198 178V177H196V178H198L197 179V183H202V181L205 179H207L206 180V182H205V180H204V182L202 183L203 185H204V187H206V186H208L209 184V186L208 187H210L211 186V184L212 183H216L217 181L219 182V178H218V180L216 179V182H215V180H214V176L212 175V176H210V175H208V176H206L205 177V175L203 176L204 177V179H203V177H202ZM222 174V175H221ZM220 175L221 176H223V172L221 173ZM224 174V175H225ZM251 175L250 173H246V175ZM40 175H42V174H40ZM40 175H38V176H40ZM66 175H68V174H66ZM93 175H95L94 173L92 174H86V176L85 175H83V178L84 179H82V181H80L79 179H75L76 181H79V183L78 182H76V183H78V184H72V186H75V185H78V187H79V189H77V188H75V187H73L72 189H68L69 190V192H68V190H67V192H66V194H64V196L65 197H63V194H62V196H60L59 198H60V200L59 201H56V202H54L53 201V198L51 199L50 197H47L46 198V196L45 197H43L42 199V201H44V198H46V199H51L52 201H50L49 203H48V205L47 206H44V204L42 205V202L40 201V203H38V201H37V205L34 207V208H30V210L28 211V212H25V213H19L17 210H16V207H15V210H14V212L15 211H17V212H15L16 214H14V215H10L11 216V220H9V221H3V220H1V222H0V243H2V244H4L5 246H6V248H3L4 246H1L2 247V249L0 248V264H9L10 262L12 263V261H11V258H12V256L14 255H12V250L13 249H15V252H16V249H17V251H19L20 249H21V251L26 247L27 248V246H29L30 244H31V237H30V239H29V235L31 236V230H30V228H31V226H33V228L34 227H36L35 225L36 224H42V222L43 223H47V221L46 222H44V221H42L44 218H46V219H48V217H50V216H53L54 215V219L55 220H53V221H55V223H53V221H52V223L53 224H57L58 225V223H60L61 222V220H63V222H61L60 223V225H65V226H67L68 227V229H67V227H66V231L64 232V231H62V228H61V231H62V233H61V231H58L57 230V232H53V233H58L57 235H59L60 236V234H62L61 236L63 237V239L61 238V237H58L57 236V238L58 239H60V242H61V239H62V243H63V245L65 244V248H64V250H66V254H68L67 256H68V258L70 257V258H73V255H74V253H75V250L76 249H80V250H77V252L79 251V252H81L80 253V255L81 254H83V255H85V251H86V256H83L84 258L85 257H87V259H82L81 257H80V259H82L83 260V262H82V260H78L79 259V256H75V255H78V253H75V255H74V258H73V260L71 261L73 264H153V256H155L154 254H156V257L154 258V260H155V262H157V261H160L159 260V257L160 256H162L163 254L161 253V251H160V241H159V237H158V235H161V230L159 229V228H161V227H159L158 229L160 230V234H158V231L157 232H155L156 231V229H157V227H155L156 229H154V231L152 230V226H153V224H152V221L151 222H149V217L148 216H146V215H148V214H145V215H143L142 216V212H139V211H137L136 210V207L134 208V207H132V205L130 204V202L128 201L129 199H130V189H132V188H130L131 186L130 185H132V186H135V183H133V182H129V181H132V180H135L136 178H139V177H137L138 176V174H137V176L135 175V176H133V175H131V177H130V175L129 176H127V178L128 177H130V178H132V179H125L124 178V176L122 175V176H120V175H118V174H116V175H118V177L116 176V175H114V176H116V178H113L114 176H113V174H112V176H107L106 175V177H95V176H97V175H95L94 176V178H93ZM149 175H151V174H149ZM156 175V177H161L160 175H158V173L157 174H155ZM158 175V176H157ZM166 175H164L162 178H164ZM173 175V174H172ZM182 175V174H181ZM187 175H188V173H187ZM228 175H226V177L228 176ZM235 175V176H236ZM37 176V177H38ZM65 176V175H64ZM71 176V175H70ZM69 176V178H71ZM152 175L151 176H148L150 179L153 177ZM193 175H191V177H192ZM228 176V177H229ZM67 177V176H66ZM73 177V176H72ZM125 179V180H122L123 178ZM153 178V179H155L156 180V183H157V181H159V178L157 179V178ZM225 177V176H224ZM244 177V176H243ZM254 177V176H253ZM149 178L147 179V180H149ZM193 178V177H192ZM196 178H194V180H192V182L193 181H195L196 180ZM201 178L203 179V180H201ZM239 178V177H238ZM68 179V178H67ZM98 179V180H97ZM153 179H151L152 181H153ZM166 179V178H165ZM225 179V178H224ZM235 179V178H234ZM247 178L245 177V180H246ZM35 180V179H34ZM71 180V179H70ZM127 180V181H126ZM161 181H165V180H163V179H160ZM169 179H167L166 181H168ZM170 180L171 181H173V178H172V176H171V178H170ZM178 180V179H177ZM201 180V181H200ZM212 180H213V182H212ZM229 180H230V178L228 179V180H224V181H228V183H229ZM254 180H255V178H254ZM252 181V180H250V182H251V184L253 183L254 185H251V184H248L249 186L251 185V186H255L256 185V182L255 181ZM258 180V179H257ZM74 181V180H73ZM152 181H151V183H152ZM160 181V182H161ZM191 181V180H190ZM200 181V182H199ZM242 182L241 183H243V178H242V180H241ZM128 182L130 183V185L128 184ZM160 182H158L157 183V185H159V183ZM196 182H194V183H196ZM212 182V183H211ZM218 182L216 183V184H218ZM220 182H222V179H221V181ZM234 182V180L233 181H231L230 180V183H233ZM239 183V185H240V178H239V181H238ZM248 181H246V183H247ZM33 183V182H32ZM37 183V182H36ZM69 183V182H68ZM81 183V184H80ZM147 183V182H146ZM146 183L144 184L145 186H146ZM150 182H148L147 183V185H149V184H151ZM163 183V182H162ZM161 183V184H162ZM168 183H170V182H168ZM181 183V182H180ZM184 183H186V181L184 182ZM190 182H188V183H186V184H183V181H182V183H181V185L183 184V185H188ZM193 183V184H194ZM226 183V182H225ZM236 183V182H235ZM249 183V182H248ZM34 184V183H33ZM38 184V183H37ZM70 184V183H69ZM80 184V185H79ZM138 184V183H137ZM154 184H155V181H154V183H153V185H151L152 187H154ZM202 184H200L201 186H202ZM238 184H235L234 185V183L233 184H229V187H230V185H234L235 187L237 186L238 187ZM39 185V184H38ZM130 187H129V186ZM181 185H180V187H181ZM182 185V186H183ZM191 185L192 184H190L189 186H190V190H191ZM199 185V184H198ZM199 185V186H200ZM219 185H220V183H219ZM225 185V184H224ZM243 184H241V186H239L238 188H234L235 190H234V192H231V191H233V190H229V193H227L228 195H227V197H224L225 199H230V198H232V196L235 194V195H237L236 193H240V191H242L243 190V188H245L244 190L247 192V190H248V192H247V194H250V187H248V186H246L247 184H245V187H244V185L242 186ZM35 186V185H34ZM144 186V187H145ZM150 186V187H151ZM176 186H179L178 184L176 185ZM188 186V187H189ZM195 186H197V185H195ZM195 186H193V187H195ZM33 187V186H32ZM47 187V186H46ZM77 187V186H76ZM128 187H129V190H128ZM150 187H148V188H150ZM155 187H156V184H155ZM154 187V188H155ZM180 187H179V189H180ZM198 187V186H197ZM208 187H207V189H205V188H203V186L202 187H200L201 189V191L200 192H202L204 189L207 191L208 190ZM215 187V186H214ZM219 187V186H218ZM224 188L226 187V186H223ZM229 187H227V188H229ZM49 188V187H48ZM53 188V187H52ZM146 188V187H145ZM168 188V187H167ZM169 188H171V187H169ZM178 188V187H177ZM176 188V189H177ZM185 188H186V186L185 187H183V189L185 190ZM199 188V187H198ZM216 188V187H215ZM231 188H233V186H231ZM230 188V189H231ZM240 188V189H239ZM257 188V187H256ZM255 188V189H256ZM25 189H26V191H25ZM39 189V188H38ZM51 189V188H50ZM54 189V188H53ZM77 189V190H76ZM150 189H152V188H150ZM172 190L174 189L173 188V186H172V188H171ZM183 189H182V187H181V190H180V194L182 193L183 194ZM188 189V190H187ZM196 189V187L194 188V190ZM209 189H211V187L209 188ZM212 189H214V188H212ZM222 189V188H221ZM238 189H239V191H238ZM152 190H154V189H152ZM163 190V189H162ZM172 190H169V191H172ZM186 190L187 191H189V188H186ZM223 190V189H222ZM227 190V189H226ZM244 190L242 191V192H244ZM258 190L259 189H257V190H254V188H253V190H251L252 191V193H253V191H254V193H255V191H257L258 192ZM25 191V192H24ZM44 191V190H43ZM45 191H46V189H45ZM51 191V190H50ZM55 191V190H54ZM54 191L52 192V193H54ZM128 191H130L129 193H128ZM150 191V190H149ZM156 191V190H155ZM154 191V192H155ZM164 191V190H163ZM169 191H167V192H169ZM196 191V190H195ZM210 191V190H209ZM212 191V190H211ZM221 191V190H220ZM225 191V190H224ZM30 192V191H29ZM153 192V191H152ZM172 192H175L174 190L172 191ZM171 192V193H172ZM194 191H193V188H192V191L190 192V193H192L191 195L193 196V194L195 193H193ZM200 192H198V190L196 191V193H200ZM216 192H219L218 190L216 191ZM228 192V191H227ZM245 192V193H246ZM40 193V192H39ZM160 193V192H159ZM158 193V195L159 196H161L160 194ZM178 193H179V191H178ZM176 194V192L173 194V195H171L170 196V194L168 195V196H170V200L169 199H167V197L168 196H164L163 197V193H162V197H158V196H156V197H158L157 199L159 200L160 198H161V200H163L162 198H164L166 201H168L169 200V204L167 203L166 204V202H165V200L163 201V202H165L164 204H166V207H170V205H171V207L173 208V206H175V212L174 213H176L177 212V214H175V215H177V216H175L174 214H173V216L169 219V220H167L168 221V223L167 224H169V226L170 227H172V228H174V229H176V230H178V224L179 223H181V224H183L182 226L183 227H180L179 226V228H182V229H185L184 231H185V233H184V231L182 232V233H184V234H182V238H180V239H192L193 240V242H195L196 241V243H198L197 241H200L198 244H197V249H195V250H190V252H188V254H187V258H189V260H190V262L191 261H193L194 259H195V256H197V254L200 252L201 254H204L206 257H224V255H225V257H226V255L227 254H236L237 252H233V251H231V252H228L227 250H226V248H225V246L226 245H228V246H226L227 248L229 247V244H227L228 242H227V240H231V239H233L234 237H237V234H239V233H237V234H235V235H232V234H234V233H232L231 235H229V237H227V236H225V238H223V239H220L219 241H216L215 239H213L212 237H211V234H210V232H212V234L214 233V234H216V235H219L218 234V232L219 231H227V230H229L230 228H233V227H230V225H229V223L225 220V214L222 212V211H220L218 208H217V206L219 205L218 203H219V200H217V197H218V195H216V198H215V195L214 194H216L215 193V190H214V194L212 195V193L213 192H211V194L210 195H208V193L209 192H204L205 193V195H204V193L202 194V193H200L201 195H199L200 197H198V194L196 195L197 197H191V195L190 194H188L187 195V193H189V192H185L184 193V196H181L180 194ZM195 193V194H196ZM234 193V194H233ZM251 193V194H252ZM260 193V192H259ZM26 194H28V193H26ZM26 194H24V195H26ZM48 194V193H47ZM60 194V193H59ZM217 194H219V193H217ZM250 194V195H251ZM29 195V194H28ZM39 195V194H38ZM41 195H43L42 193H41ZM130 195V196H129ZM133 195V194H132ZM221 195V194H220ZM224 195V194H223ZM226 195V194H225ZM256 195H258V194H256L255 193V198H251V196H250V198H248L247 199V201L246 202H249V200H250V202H251V206H253L254 204H255V202H256ZM44 196V195H43ZM148 196H150V194L148 195ZM188 196V197H187ZM249 196V195H248ZM28 197V196H27ZM42 197V196H41ZM129 197V198H128ZM132 197V196H131ZM152 197H154V195L152 196ZM247 197V196H246ZM220 198V201H222L221 199H223L221 196L219 197ZM27 199V198H26ZM34 199V198H33ZM58 198H56V200H57ZM62 199V200H61ZM132 199V198H131ZM134 199V198H133ZM259 199H260V197H259ZM22 200H24V199H22ZM35 200V202H33V204H32V206L33 205H35V203H36V198L34 199ZM34 200H32V201H34ZM54 200H55V198H54ZM258 200V199H257ZM84 201V202H83ZM244 201H245V199H244ZM2 202V204L4 205V203ZM45 202V201H44ZM172 202V203H171ZM252 202H254V204H252ZM12 203H10L9 202V204H12ZM19 203H20V200H19ZM19 203H17V204H19ZM25 203V202H24ZM83 203L85 204V205H83ZM133 203V202H132ZM155 203H156V200H155ZM171 203V204H170ZM245 203V202H244ZM5 204V205H6ZM14 204V203H13ZM31 204V203H30ZM157 204V203H156ZM159 204V203H158ZM173 204V205H172ZM20 205H21V203H20ZM19 205V206H20ZM169 205V206H168ZM244 205V208H247V206H248V210H249V207H251L250 205H249V203L248 204H243ZM13 206V205H12ZM31 206V207H32ZM144 206H145V204H144ZM160 206V205H159ZM163 206V205H162ZM165 206V205H164ZM246 206V207H245ZM0 207H1V204H0ZM2 207H6V206H2ZM24 207V206H23ZM22 207V208H23ZM139 207V206H138ZM161 207V206H160ZM19 208H21V207H19ZM143 208V207H142ZM145 208H146V206H145ZM243 208V209H244ZM254 208V212H253V209L252 210H247V213L245 212L244 213V211H246V209L245 210H243V213H244V215H243V213H242V216H241V219H242V217L244 216V222H242L243 223V225H244V228H242L243 229V231L241 230V227H239V225H238V228H240V229H238L239 231L238 232H240L241 234L243 233V234H245L246 232H247V230H248V232L250 231V230H252L251 228L253 227V229L256 227V225L255 226H251L250 227V229L249 228H246V225H248L247 227H249L250 225H252V224H254V222H255V224H257L256 223V221H257V215H258V209H257V207H253ZM11 208H9V210H10ZM14 209V207L12 208V210ZM170 209V208H169ZM172 210V209H171ZM171 210H169V211H171ZM145 211V210H144ZM149 211V210H148ZM169 211H165V213L166 212H169ZM173 211V210H172ZM242 211V210H241ZM3 212V211H2ZM7 212H9L8 210H7ZM4 213V212H3ZM148 213V212H147ZM1 214V216H5L6 217V213L5 214H2V213H0ZM8 214V213H7ZM12 214V213H11ZM246 214V215H245ZM23 215V216H22ZM57 215V216H56ZM78 215H80L81 216V218H83V220L84 221H82L81 219V221L83 222V225H84V227H85V225L86 226H91V228L93 229V231H95V233L92 231V229H90V227H88V230H89V232L90 231H92V232H90L91 234H90V236L91 235H93V234H95V235H93L95 238H91V239H94V240H96V239H98V238H96V237H100V238H102L101 240H103L104 241V243L100 240V242H102L103 244H106L105 245V247L103 248V250L101 249L102 248V246H99L98 245V240L100 239H98L97 241H95L94 243L96 244V242H97V244H96V246L98 245L99 246V248L102 250V252H101V250L99 249V251L97 250L98 249V246H97V248L95 247V250H94V248H92L91 249V247H93V243L91 242V239L89 238V234H87V236H86V239L87 238H89L88 240L91 242H89V241H87L89 244H87L86 242H85V244L87 245H85V244H83L84 242L83 241H79L81 238L85 241L86 239L84 238L85 236H83L82 234V232H80V233H78L79 231H77L76 230V233L75 232H73V235L74 234H77V235H74V236H72L71 238H68L69 239V241H71L72 240V238H75V239H73L71 242L73 243V245H72V243L71 242H69V244L71 245V246H73V248H74V244L77 242V243H79V245L81 244H83L81 247H84L83 249H84V252H83V249L80 247L79 248V245H75V249H72V248H70L69 246L70 245H68V241L67 240H65L64 238H66L67 239V237H70V235L68 236H66V233L67 234H71L72 232H69V231H73V230H70L69 228L70 227H72V226H74V224H75V226H76V229H80L81 230V228H79L80 226H81V223H80V221L78 220V222H77V218L76 217H78L79 218V216ZM0 216V217H1ZM9 216V215H8ZM74 216H76V217H74ZM168 216V215H167ZM246 216V217H245ZM72 217H74V218H76V220H75V223H74V220H72ZM153 217V216H152ZM169 217V216H168ZM59 218V219H58ZM60 218H61V220H60ZM73 218V219H74ZM148 218V219H147ZM0 219H3V217L2 218H0ZM52 219V218H51ZM59 220L60 222H58V223H56V220ZM245 219H246V221L248 220V222L246 223V221H245ZM156 220V219H155ZM179 220H182L181 222H179ZM240 220V219H239ZM70 223H69V222ZM158 221H160L159 219H158ZM166 221V222H167ZM68 222V223H67ZM155 222V221H154ZM166 222H165V224H166ZM179 222V223H178ZM238 222H240V221H238ZM253 222V223H252ZM64 223V224H63ZM241 223V222H240ZM244 223H246V225L244 224ZM250 223H252V224H250ZM51 224V223H50ZM77 224V225H76ZM156 224V223H155ZM239 224V223H238ZM250 224V225H249ZM46 226V224H43V226ZM60 225H58L59 227H61ZM40 227H43L42 225H39ZM39 226H37L38 228H39ZM70 226V227H69ZM74 226V227H75ZM155 226V225H154ZM154 226H153V228H154ZM169 226H167V227H169ZM240 226H242V224H240ZM74 227H72V228H74ZM82 227V229H84L83 231L84 232H86V233H88V230H86L85 231V228L83 227V226H81ZM33 228H31V229H33ZM44 228H47V227H44ZM57 228V227H56ZM55 228V229H56ZM71 228V229H72ZM36 229V228H35ZM35 229L34 230H32V231H34L33 233H32V236H33V234H35ZM54 229V230H55ZM87 229V228H86ZM169 229V228H168ZM173 229V230H174ZM208 229H209V233H208ZM237 229H236V231H237ZM244 229H245V231H244ZM38 230V229H37ZM39 230H40V228H39ZM38 230V231H39ZM42 230V229H41ZM45 230V229H44ZM67 230H69V231H67ZM176 230H174V231H176ZM180 230V229H179ZM30 232V234H29V232ZM37 231V232H38ZM172 231V230H171ZM231 231H233V230H231ZM235 231V232H236ZM36 232V233H37ZM41 232V231H40ZM59 232H60V234H59ZM177 232V231H176ZM201 232H206V234L205 233H203V234H205L206 236H207V233L209 234L208 236H207V238L210 240V242H209V240L207 241L206 240V238H205V240L207 241L206 243L204 242H201V240H204V238H203V236L202 235H199V233H201ZM51 233V232H50ZM49 233V234H50ZM52 233V234H53ZM63 233H65V235L63 234ZM175 233V232H174ZM179 233H181V232H179ZM178 233V234H179ZM29 234V235H28ZM48 234V233H47ZM47 234H45V235H43V236H45V237H41V238H43V239H41V244L44 246V244L46 243L45 242V240L44 239H46V241H47ZM49 234H48V236H49ZM82 235L81 237H80V235ZM202 234V233H201ZM241 234H240V236H241ZM247 234V233H246ZM39 234H35V236H38ZM41 235V234H40ZM54 235V234H53ZM65 237H64V236ZM84 235H85V233H84ZM174 235V234H173ZM184 235V236H183ZM55 236V235H54ZM53 236V237H54ZM76 236L77 237H79L80 239H78V238H76ZM171 236V235H170ZM200 236H202V239L200 240ZM34 237V236H33ZM50 237H52L51 235H50ZM176 237H178V235H176ZM179 237H181L180 235H179ZM179 237H178V239H179ZM186 237V238H185ZM227 237V238H226ZM55 238V242L58 240L57 238H56V236L54 237ZM53 238V239H54ZM175 238V237H174ZM238 238V237H237ZM35 239H37L36 237H35ZM57 239V240H56ZM71 239V240H70ZM171 239V238H170ZM173 239V238H172ZM217 239V238H216ZM225 239H227V240H225ZM50 242H48V245L50 246V244H52L51 243V239H48ZM67 241L66 243H67V245H66V243H64L65 241ZM75 240H77L76 242H74ZM181 240V241H182ZM183 240V241H184ZM191 240V241H192ZM236 240V239H235ZM93 241V240H92ZM182 241V242H183ZM189 241V240H188ZM59 242V241H58ZM57 242V243H58ZM60 242L58 243V244H60ZM171 242V241H170ZM210 244H209V243ZM223 243L224 242V244H226L225 246H223L224 244H220V243ZM36 243V242H35ZM35 243L33 244L34 246H35ZM50 243V244H49ZM76 243V244H77ZM184 243V242H183ZM58 244H55L57 247L59 246ZM90 244H91V246H90ZM100 244V243H99ZM103 244H101V245H103ZM39 245V244H38ZM61 245V244H60ZM63 245H61V246H63ZM86 247H85V246ZM231 245V244H230ZM33 246V247H34ZM49 246H45V247H47V252H46V254H44V255H47V253H49L48 255L49 256H51L52 257V259H50V262L47 260V262H49L50 264H51V260H53V258H54V254H55V257H57V255L56 254H58V253H56V252H59L60 254H58V255H60L62 258H63V256L64 255H66V254H63L64 253V250L63 249H61V248H59L60 250H62V253H61V251H58L59 249L56 247V246H54V244H52L50 247ZM68 246V247H67ZM78 246V247H77ZM88 246H90L89 247V249H88ZM49 247V248H48ZM60 247V246H59ZM64 247V246H63ZM62 247V248H63ZM77 247V248H76ZM36 248H39V247H37L36 246ZM35 248V249H36ZM67 248H68V252H67ZM19 249V250H18ZM32 249V248H31ZM40 249V248H39ZM39 249H37V250H39ZM45 249V248H44ZM55 249H57L56 251H55ZM69 249H70V251H69ZM88 249V250H87ZM224 249L226 250V251H224ZM30 250V249H29ZM29 250L27 251V252H29ZM72 250H74V251H72ZM12 251V252H11ZM31 251V250H30ZM90 251H92V252H90ZM93 251H95V252H93ZM98 251V252H97ZM163 251V250H162ZM178 251V250H177ZM24 252V251H23ZM83 252V253H82ZM151 252H153L154 254L152 255L151 254ZM26 253V252H25ZM35 253H37L36 251H35ZM39 253H40V251H39ZM44 253H45V251H44ZM69 253H70V255H69ZM71 253H72V255H71ZM15 254H17V253H15ZM151 254V255H150ZM12 255V256H11ZM24 255V254H23ZM32 255V254H31ZM42 255V254H41ZM63 255V256H62ZM204 255H202V256H204ZM21 256V255H20ZM33 256V255H32ZM35 256H36V254H35ZM37 256H39L40 257V255H37ZM66 256V257H67ZM72 256V257H71ZM14 257H15V255H14ZM30 257V256H29ZM43 257V256H42ZM59 257V256H58ZM77 257H78V259H77ZM116 257V258H115ZM21 258V257H20ZM35 258V257H34ZM43 258H46V256L45 257H43ZM65 258V257H64ZM68 258H67V261L66 260H63V261H66V262H68V261H70V260H68ZM161 258V257H160ZM14 258H12V260H13ZM17 259V260H16ZM22 259H23V256H22ZM40 259H41V257H40ZM57 259V258H56ZM115 259L117 260V259H119V260H117V262L115 261ZM123 259H125V260H127L128 259V261H122ZM210 259H212V258H210ZM217 259V258H216ZM15 260L18 262V257L17 258H15ZM27 260H29V259H27ZM45 260V259H44ZM14 262L15 264H19V263H17V262ZM56 261V260H55ZM58 261V260H57ZM62 261V260H61ZM84 261H85V263H84ZM122 262V263H120V262ZM132 261H133V263H132ZM153 261V262H152ZM199 261H200V259H199ZM217 261V260H216ZM228 261V260H227ZM21 262H23V261H21ZM28 262H30V260L28 261ZM27 262V263H28ZM40 262V260L38 259V258H36L35 259V261L33 262V260H32V263L30 262V264H37V263H39ZM119 262V263H118ZM131 262V263H130ZM194 262V261H193ZM205 262H207L206 260H205ZM226 262V261H225ZM224 261L222 262H219V264H226ZM13 263V264H14ZM25 263V262H24ZM199 263V262H198ZM201 263V262H200ZM22 264V263H21ZM48 264V263H47ZM54 264H55V262H54ZM57 264V263H56ZM61 264V263H60ZM62 264H63V262H62ZM64 264H66L65 262H64ZM68 264H70V263H68ZM155 264V263H154ZM227 264H228V262H227Z\"/></svg>","mask_w":264,"mask_h":264}]
</instances>
